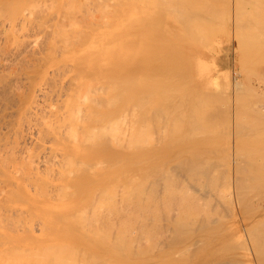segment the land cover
Listing matches in <instances>:
<instances>
[{"label":"bare ground","instance_id":"1","mask_svg":"<svg viewBox=\"0 0 264 264\" xmlns=\"http://www.w3.org/2000/svg\"><path fill=\"white\" fill-rule=\"evenodd\" d=\"M10 1V0H9ZM8 1V2H9ZM12 1V0H11ZM17 1V0H16ZM18 1H22V0H18ZM18 1H17V3H18ZM24 1V0H23ZM55 2H56V0H54ZM66 1V0H65ZM72 1V2H71ZM67 0L66 2H65V4H63L62 3V7L64 8V9H62L63 10V12H64V14H63V16L66 14L67 16H69V13L71 12V11H73V12H71L72 14H74L75 12V8H76V10L78 9V11L80 10V14L82 13V15L80 16L78 13V11H76V12H78V13H75L74 14V16H69V17H71L70 19L66 16V17H61V15H59V12H57V11H59V9L58 10H56V12L58 13V15L59 16H57V17H61V18H56L55 19V21H53L54 23V28H52V34H50L51 35V37L50 36H48L49 38V40L47 41V38L46 37H44V35H43V37H42V39H43V42L45 43V46L43 47L41 44H40V42L38 41H36L37 40V38L38 39H40V36L39 37H37L36 38V35H34V34H40L41 35V31L39 30V29H37V31L38 32H41V33H32L33 35H31V36H35L34 38H36L34 41L35 42H37V43H39L41 46H38V48H37V46H35V44L36 43H33L31 40V38H33V37H28L27 39H31V40H29V42L31 43H33L32 45L29 43V42H26L27 44H25L23 47H19V43H18V46H14L13 48L15 49V50H13V51H10L11 50V48L9 47V49H7V53H9V52H11L10 54H12V55H10V56H12L13 57V61H14V59H15V63H16V59H17V61L19 62H21L23 65H24V68H25V65H27L26 67L28 68V67H31L30 69L28 68V70H30V71H28V72H26V70H27V68H23V66H21V68H22V70L24 69L25 70V74H24V80L26 79V81H27V86H26V89L24 90H22V91H20V89L18 90V89H16V87H15V83L17 82V80H16V78L15 79H13V80H16V82L13 84L12 83V79H11V81H10V86H9V84H8V86H7V84L5 85H3V83L2 82H4V83H6L7 82V80H8V82H9V79H7L9 76H7V74L5 75V74H1L0 73V100L2 99L3 100V102L6 104V107H7V104L9 103V101H14V103L16 102V104H15V111H14V113H15V115L17 116L16 118H17V123L19 124H17L18 126H19V129H16V130H18L16 133L17 134H19V137L21 138L22 136H24V138L22 137L21 139H23V142H25L24 141V139L26 140V139H28V140H30V142H32L31 144L33 145V144H35V146L34 147H36L39 151H38V153L36 154V150H35V154H36V156H32V154L34 153V152H30V150H29V153L30 154H28V157H26L27 155H25L26 153H28L27 152V150L29 149V148H27V146H29L28 144H24V147L22 146V148H21V146H19L20 147V149L19 150H17V151H19L20 152V154H19V152H17V154H16V156L17 155H19V157H17V159H16V156H15V153L16 152H14V150H16V149H14V146H12L13 147V150H11L12 148L10 147V150L13 152V154L10 152H8L9 150H6L5 152L3 151V149L4 148H7V147H9V146H6L5 145V147L4 148H2L1 150L5 153V154H8L9 156H10V154H12L11 155V157L12 156H14V157H12V161H13V158H14V162H12L11 163V158H9V156L8 155H6V156H1V154H2V151H1V154H0V156L2 157V158H0V181L1 182H5V183H7L12 189H14L13 190V194H12V189L9 191V195H8V192L6 191V193L5 194H7L6 196H8V197H6L7 199H2V201H5L4 203H0V212L2 211L1 210V208H3V207H5L3 210H7L6 212H5V214L7 213H9V215H4V213H0V218H2V219H5L6 220V222L7 223H9V222H11V220H12V224L10 223V224H3L4 222H3V220L1 221L2 223H0V227H3V229L1 230V233H0V236H2L3 238H1L0 237V240H1V244H0V252H9V254H10V252H14V254H15V256H16V258L18 259V260H16L15 259V257L14 258H10V256H13V254L11 253L10 254V256H9V254L8 253H6V254H8V256H9V258H8V256L6 257V255L4 256V255H2V253H0V259L1 258H3L4 259V261L2 260V262H6V259L8 258V259H10V260H12V262L10 261V260H8V262L7 263H5V264H16L17 262H19L20 264L23 262V260H27V263H23V264H30V263H28V261H31L29 258H27V255L26 256H24L23 254H16V253H19L18 251V249H21L20 250V253H21V251H23V252H25L24 250H26V253L28 254V252H27V250H36V249H38L39 250V248H42L43 250H41V252L39 253L38 252V250H36L35 251V253H36V255H37V252H38V254H41L40 255V260L39 261H37V260H34V261H36L37 263L39 262L40 264H42L40 261H42V259L43 260H46V261H44L43 263L44 264H82V262H86L85 264H101L104 260L106 261V258H104V254L106 253V252H108V251H110L111 250V248L113 249V247H118V249L120 248H122L121 249V252L120 251H117V252H119V253H123L124 252V249H125V251H127V252H130V245L132 244V242L129 244V240H127V235L130 233V229L128 228L129 227V225H130V222H129V218H128V220H125V222H126V224H127V221H128V223H129V225L127 224L126 226H123L124 224H121L120 222L121 221H123V220H121L120 222L118 221V218L119 217H121L120 215H121V213H120V215L117 217L114 213H118L119 214V211L121 210L120 208H121V206H119L120 208H117L116 207V205L115 204H117V203H119L118 201L116 202V192L118 193V191H117V187H119L118 188V190L120 189V186H122V185H127V184H129V183H131V181H132V184H133V188H134V191L133 190H131V192L133 191V196L132 197H134L133 198V200L135 199V201H137L138 203H142V201L144 202V201H146V200H148V198H149V203H151V204H153L154 205V209L152 208V205L151 204H149V209H150V207H151V212L154 214V212L156 213V211H155V209H156V207H158V202H161L163 199H164V197L166 198V197H168V198H176V195L178 194V191H180L181 193H182V195L183 194H188L187 193V190H188V182H192L193 180H195V181H193L194 182V184H195V182H196V180H197V182L200 184V182L198 181V179L200 178V180H202L201 178L203 177L204 178V180L206 179L207 181L206 182H210V181H212L213 182V184L216 182V179L219 181L220 180V178H219V175H217V173L216 172H218V167H219V165H220V163L221 162H227V163H224V164H226V168H227V171H226V169L224 168V171L225 172H227V174H225V173H223L224 175H226V177H223L222 175H220V176H222L223 178H225V179H222V180H225L226 181V183H225V190H226V188H228L229 190V193H230V196L228 195L227 197H230L231 198V200H229V201H231L230 203H232V206H233V211H234V213H235V207H236V205L240 202L241 203V201H239V199L240 200H242V197L244 196V194H249V190H252L253 191V194H254V192L255 191H257V190H255L254 191V189H256L255 187H257V189L259 190V188H260V186H261V184L263 185V181H264V166H261V164L262 163H260L259 165H258V163H259V161H256V155H255V157H254V155L253 154H251L255 159L253 160V159H251L252 157H251V155H249L248 153H251L250 152V150L251 151H259L261 148H263L264 149V147H262V145H261V143L262 142H264V136L262 135V132L264 133V109H263V107L264 106H260V108H255V109H253L251 106H252V104H250L251 106H249L248 104H245V102H244V105H243V95L245 94L246 95V98H249L250 96H251V94H253V93H257L258 94V96H259V93H260V95H261V97H263L262 95L263 94H261L262 93V91L261 92H257L256 90H257V87H258V84L256 85V83H255V85L256 86H254V84L252 85L251 84V81H249L248 79H251V78H249L248 76H250L251 74V68L250 67H252L253 65H255V64H253V61L255 60H253L252 61V63H251V60H252V58H254V56H252V55H254L255 54V58L257 59V57H256V54L257 55H263L262 56V59L264 58V31H263V33H262V31L261 30H264L263 28L262 29H259L260 28V26H261V23L263 22V18H264V15L263 14H260L261 16L259 17V15H258V13H262L260 10L262 9V11H263V9H264V4H263V1L262 0H260V2H262L261 4H262V6L263 7H261V4H259L260 2H257V1H259V0H252V1H250V0H248V2L246 1V0H241L242 2H240L239 0H228V5H226V4H224V1L222 2V5H226V10H228V6H229V13L227 14L228 15V18H229V20H228V18L226 19V12H224L223 14L224 15H226V16H221L222 18V21L224 20V17H225V20H227V23H228V21H229V37H227V41H226V39H224V37L223 36H221V37H219L218 38V40L216 41V42H213L214 44V47H212V40L211 39H209V35H210V33L209 32H211L212 34H213V32L212 31H214V33H215V30H213L212 28H215L216 29V32H219V29H218V24H221L220 22H221V20H218L217 22H219L218 24H216L217 22H214V19H216V18H218V19H220V12L222 11H226V10H221L220 9V7H219V9L220 10H214V7L215 6H217L216 4H218L217 2H216V4H215V1L216 0H213V1H206V0H204L203 2H202V5H201V1L202 0H200V5H196L195 6V3H193L194 2V0H192V3L191 4H189V1H191V0H189V1H187V0H158V2L159 1H161L160 3H158V2H156L158 5L160 4V5H163V3H164V5L163 6H165V7H167V9L168 10H166L165 8H163V9H165L164 10V12L162 11V7L161 8H159V6L157 7L158 9H161V10H158V9H156V11L158 12V14L156 15L154 12H152V13H154V16L155 17H149V18H157V19H162V17H164L165 18V15H163V14H165V12L166 11H168L167 13H169V14H171L172 13V15L174 14V17H172V19L170 18V20H171V22L169 21V25H168V27L170 26V29H172L171 27H177L178 26V24L180 25V23L181 24H187V25H190V26H184V28H190V29H193V30H191V32H195V33H193L194 35L196 34L197 36H195V38H198V40H202V38L204 37V38H207V40L209 39V41L211 40V47L213 48L211 51L210 50H201L200 48H198L197 47V50H198V52H197V54H196V56H195V59L194 60H192L193 61V65H194V70L193 71H195L196 72V75H198L199 76V80H198V82H194V83H192V84H195L194 85V87L192 88V89H194L193 91H195V93H193L191 90H189V89H191V88H189V87H187L186 85H187V83L189 84L190 82L188 81H186V82H184L183 83V81H181L183 78V80L185 81V78H186V76L187 77H189L188 76V74H189V71H190V69H192L193 68V65H192V63H189V61L190 60H188L187 58H189L190 57V53L187 55V57H183V59H187L186 61L188 62V64H189V66H191L192 65V68H187V69H183V71L182 70H180L179 71V69H178V67H177V65H178V62L180 61V62H182L183 60H180V59H177V58H179V57H181L180 55H177V53H176V55L178 56L176 59H175V57H172V58H174V59H167V57H166V60H162V58H164L166 55H165V51L167 52V50L166 49H168L169 48V51H168V53L167 54H169V52H170V48H172V47H174L173 45H171V46H169L168 47V44H167V48L165 49L164 48V55L163 54H161V56L163 55L164 57H162L161 58V61L159 60L158 62H157V64H155V63H153L154 61H153V58H150L149 57V59H147V61H153L152 63H150L148 66L149 67H145L144 66V64L143 63H139L138 61L137 62H134L133 61V63H125V61H122L123 63H125V64H128V65H126V69H125V72L124 71H122V73H119L117 76H115L116 74H117V72H118V70H117V66L121 63V61H117V63H115V64H113L112 63V61H109V63L108 64H106V66H105V64L103 65L102 64V66H105V67H102V66H100V68H99V66H97V63L99 64V62L101 63V59H99L98 60V58H97V60L99 61V62H97V60H96V58L95 57H93V54H96L95 56H98V55H100V54H98L97 55V53H99V51L97 52L96 51V49H95V51H96V53H93V48H100V49H102V50H104L105 49V47H106V45H107V48H108V44H106L105 45V42H103V46L105 45V47H104V49H103V47H102V45H101V43L99 44L98 42L95 44V46L92 48V51H91V48H89L90 46L89 45H91L92 44V41L94 40H92L91 41V44H89V43H87L86 41H88V38L90 37H87L86 39H85V42H84V45L81 43V39L83 40V38H81V34L82 33H85V30H84V32L82 31L81 32V28H83L84 27V25H83V27H81V25H82V23L80 22V20L82 21V19L81 18H83V15H84V18H86V15H85V12L86 11H88L89 13L87 14V12H86V14H87V19L88 20H90V18H91V20H92V17L93 16H89V14L90 15H92V14H94V13H98L99 11H100V9L99 8H101V3H100V0H99V2L97 1V2H95V3H92V2H94V0H92L90 3H89V1L88 0H79V3L77 4V7L76 6H74L75 4H74V2H76V0ZM74 1V2H73ZM80 1H81V3H80ZM83 1H88L87 3H83ZM106 1V0H105ZM110 1H112V0H110ZM123 2H125L124 0H122ZM131 1V0H130ZM136 1V0H135ZM135 1H132V2H135ZM140 0H138V2H139ZM142 2H143V0H141ZM146 1V3L145 4H147V5H143V3L141 4H139L140 5V7L143 5V7L144 6H147V7H144V9H143V7H142V9L139 7H137L138 9H140V10H142V12H139V13H146V11L144 12V10L145 9H147L148 8V3L149 2H147V1H149V0H145ZM217 1H220V0H217ZM222 1V0H221ZM225 1H227V0H225ZM243 1H244V3H248L249 5H251V2H252V5H254L253 4V2H255V5H256V2H257V4L260 6H258L259 8H260V10L258 11V10H256L257 9V7L256 8H253V6H252V9L253 10H251V7H250V9L248 10V11H253V13L251 14V12H248L247 10H246V8L245 7H248L249 5H247V4H244L243 3ZM249 1H250V3H249ZM6 1H4V3L3 2H0V3H2V4H4V5H0V8L2 7L3 8V6H4V9H3V12H7V13H11L12 12V10L14 9H12V10H10L11 9V6H12V4L10 5L8 2V4H9V6L10 7H8V4H6L5 3ZM34 2H36L35 0H34ZM38 2H40L41 3V5H42V2L41 1H38ZM37 2V3H38ZM48 2V1H47ZM55 2H53V5L52 6H54V3ZM68 2V4L70 5V7L69 6H67L68 4H66ZM71 2V3H70ZM101 2L102 3H104L102 0H101ZM107 2V1H106ZM117 2V1H116ZM153 2H155L154 0H153ZM197 2H199V1H197L196 0V4H198ZM210 2H212V3H214V4H211V5H213L214 7H212L211 5H210ZM14 3V2H13ZM30 3H32L33 4V2H31L30 1ZM37 3H34L33 4V6H37L38 8H39V6H38V4ZM46 3V2H45ZM50 3V2H49ZM49 3H47V6L48 5H50ZM85 4L84 6H85V8H87L86 7V5L88 6V4H90L91 6L94 4V6H90L89 5V7L87 8V9H85L86 11H84V9H83V11H81V9L82 8H84V6H83V4ZM99 4V5H101L99 8H97L98 7V5L97 4ZM109 3L110 2H107L106 4H108L109 5ZM114 3H115V1H114ZM125 3H127V0H126V2ZM136 3V2H135ZM221 3V2H220ZM219 3V4H220ZM28 4H29V2H28ZM72 4H73V6H72ZM81 4H82V7H81ZM97 6H96V5ZM105 4V5H106ZM128 5H129V1H128V3H127ZM134 4V3H133ZM150 4H152V2L150 3ZM241 4V5H240ZM30 6H32L31 4H29ZM40 5V4H39ZM79 5H80V7H79ZM105 5H103V7L105 6ZM108 5H107V7H108ZM111 5V4H110ZM112 5H114L113 3H112ZM120 5H122V4H120ZM125 5V4H124ZM138 5V6H139ZM221 4H220V6H222ZM244 5H247V6H245L244 7ZM7 6V7H6ZM17 6V5H16ZM25 6H28V5H25ZM43 6V5H42ZM41 6V7H42ZM45 6V5H44ZM115 6H116V4H115ZM131 6V5H130ZM134 7V12H138V11H136V5L134 4L133 5ZM152 6V5H151ZM191 6V7H190ZM219 6V5H218ZM240 6V7H239ZM241 6H243V7H241ZM50 7H51V5H50ZM49 6H48V8H50ZM57 7H59V6H57ZM65 7H69V8H67V10L65 9ZM79 7V8H78ZM94 7L95 8H97V12H94L93 10V13H92V11H91V13H90V11L89 10H91V9H89V8H93L94 9ZM102 7V8H103ZM112 7V6H111ZM105 8V10L103 9V11L101 12L100 11V14H102V13H104V11L106 12V9H108L109 11H110V9H112V8ZM119 7V9L121 8L120 6H118ZM225 6H222V8H224ZM8 8V11L6 10V11H4L5 9H7ZM33 8V7H32ZM31 8V10H33L34 8L36 9V7H34L33 9ZM37 8V9H38ZM45 8V7H44ZM60 8V7H59ZM132 8V9H133ZM149 8H151V7H149ZM217 8V7H216ZM243 10H242V9ZM17 9V8H16ZM24 10L23 11H25V10H27L26 8H23ZM29 9V8H28ZM41 9V8H40ZM52 9V8H51ZM54 9V8H53ZM68 9L70 10V11H68ZM74 9V10H73ZM115 9V8H114ZM118 9V8H117ZM152 9V8H151ZM151 9H149V10H151ZM2 10V9H1ZM0 10V15H2L1 13H2V11ZM39 10V9H38ZM47 11L48 12V10L45 8L44 9V11ZM102 10V9H101ZM113 10V9H112ZM111 10V11H112ZM116 10V9H115ZM128 10H129V6H128ZM131 10V9H130ZM129 10V11H130ZM149 10H147L149 13H150V11ZM242 10V11H241ZM254 10H256L257 11V15L256 14H254V13H256V11L254 12ZM29 11V10H28ZM28 11H27V13H26V15H28L29 13H28ZM35 10H33L32 12H33V15L34 14H36V17L38 18V16L40 17L41 15V13L39 12V14H38V12H34ZM43 11V8H42V13L44 12ZM110 11V12H111ZM122 11V10H121ZM151 11H153V10H151ZM159 11H160V13H162L161 15L162 16H160V18H159ZM14 12V11H13ZM29 12H31V11H29ZM47 12H45V13H43V15H45ZM54 12V13H53ZM53 12H50L49 13V16L50 17H48L47 15L46 16H44L45 18L47 17V19L49 18V19H54V17H55V14H57L55 11H53ZM60 12H61V10H60ZM69 12V13H68ZM108 12V11H107ZM113 12V11H112ZM112 12H111V14H109V15H112ZM120 12V11H119ZM133 12V13H134ZM217 12H218V16L216 17L215 16V13H216V15H217ZM240 12H242V13H240ZM246 12V13H245ZM264 12V11H263ZM17 13V12H16ZM25 13H24V15H25ZM53 13V14H52ZM70 13V15H72ZM109 13V12H108ZM108 13H107V15H108ZM114 14H115V12H113ZM121 13H123V12H121ZM127 13V12H126ZM148 13V14H149ZM250 13V15H249V17L247 16V17H244V16H246V15H248ZM38 14V15H37ZM60 14H62V13H60ZM104 14H106V13H104ZM103 14V15H104ZM120 14V13H119ZM245 14V15H244ZM4 15H6L5 13H4ZM4 15H2L1 17H3V18H5L4 17ZM16 15V14H15ZM32 15V14H31ZM31 15H28L29 17L31 16ZM33 15H32V17H30V19L31 18H34L33 17ZM77 15H79V16H77ZM129 15H130V13H129ZM135 15V14H134ZM136 15H138V14H136ZM145 15V14H144ZM152 16V14L150 13L149 14V16ZM221 15H222V13H221ZM253 15V17L255 18V19H253V17H251ZM255 15V16H254ZM20 16V15H19ZM35 16V15H34ZM52 16V17H51ZM54 16V17H53ZM76 16L79 18H76ZM95 16H97V14L95 15ZM106 15H104V17H105ZM126 16V14H124L123 15V17L122 18H124ZM128 16V15H127ZM141 16H143V14H141ZM147 15H145V17H146ZM171 16V15H170ZM242 16V17H241ZM18 17V16H17ZM25 17V16H24ZM35 17V18H36ZM44 17H41L42 19L44 18ZM98 17H100L99 15H98ZM97 17V18H98ZM101 17H103V16H101ZM109 17V16H108ZM108 17H106V18H108ZM117 17H119L120 19H121V17L120 16H117ZM116 17V18H117ZM136 17V16H135ZM259 17V18H258ZM11 18H12V15H10V17H8V19L9 20H7L8 22V24L7 23H5L4 22V20L5 19H3V22H1L0 21V23H5L6 25H7V27H6V25L5 24H1V26H3V29L5 28V29H7V32L5 31L4 33L6 34L7 33V35L11 32L12 33V30L13 29H18L16 26H15V22H13V20L12 21H10L11 20ZM35 18L33 19V20H35ZM41 18H39V20L41 19ZM65 18V19H64ZM105 18V19H106ZM110 18L111 19H113V18H115V16H110L108 19H107V23L109 22V20H110ZM115 18V19H116ZM127 18V17H126ZM125 18V19H126ZM142 18V17H141ZM148 18V19H149ZM245 18H246V20H245ZM251 18V19H250ZM17 19V18H16ZM25 19H26V17H25ZM30 19L28 18L27 20H28V22H30L31 23V21H30ZM42 19H41V21H42ZM47 19H43V21L44 20H46L47 21ZM66 19L68 20V21H66ZM96 19V18H95ZM95 19H93L94 21H95ZM100 19H103V18H100ZM120 19H118L119 20V22H121V23H119V24H124V23H122V21H123V19H121V21H120ZM138 19H140L139 18V16H138ZM241 19H242V21H241ZM243 19H244V21H243ZM248 19H250L249 21H247ZM257 19L259 20V21H257ZM262 19V20H261ZM38 20V19H37ZM37 20L36 21H34L38 26L40 25V23H38L39 22V20H38V22H37ZM64 20H65V22H64ZM93 20L91 21V22H93ZM117 20V19H116ZM116 20H114L115 22H116ZM140 20H145V19H140ZM139 20V21H140ZM146 20H147V17H146ZM145 20V21H146ZM150 20V19H149ZM148 20V22H149V25H148V22H147V24L146 23H144V24H146L147 26H150V24L152 25V26H154V25H157V23H159V21L160 20H156L155 19V22H150ZM168 20V19H167ZM217 20V19H216ZM252 20H255V21H252ZM42 21V22H43ZM46 21H44L45 23H46ZM51 21V20H50ZM83 21H85L84 19H83ZM100 21V23L102 22L101 20H99ZM126 21H127V19H126ZM136 21H138V20H136ZM158 21V22H157ZM257 21V22H256ZM262 21V22H261ZM19 22V21H18ZM22 22V21H21ZM20 22V23H21ZM26 21H24V23H25ZM70 22V23H69ZM79 22H80V24H79ZM87 22V21H86ZM103 24L104 25H107V24H105V22H106V20L104 21L103 20ZM112 22H113V20H112ZM123 22H125V20L123 21ZM163 22H164V20H163ZM248 22V23H247ZM251 22H252V24H251ZM254 22L256 23V26H257V23L260 25H258L257 27H255L254 25ZM29 23V24H30ZM50 23V22H49ZM49 23H47V25H51L52 26V21H51V23L49 24ZM66 23H68V25L66 24ZM97 23V22H96ZM96 23H93V24H96ZM99 23V22H98ZM140 23H143L142 21H140ZM153 23V24H152ZM156 23V24H155ZM213 23V24H212ZM244 23H245V25H244ZM17 24V23H16ZM33 24V21H32V23H31V25ZM84 24V23H83ZM88 24V23H87ZM90 24V23H89ZM117 24V23H116ZM115 24V27H117L118 28V25L119 24H117L116 25ZM134 26H133V28H136V25L138 24H136L135 23V20H134ZM163 24V23H162ZM168 24V23H167ZM211 24L213 25V27H211ZM214 24H216V26L217 27H215L214 26ZM225 24H226V21H223L222 22V25H224L225 26ZM249 24H251V25H249ZM19 25V24H18ZM17 25V26H18ZM27 25H28V23H27ZM37 25H35V26H37ZM43 25H44V23H43ZM67 25V26H66ZM92 25V24H91ZM99 26H92L91 28H90V30H92L91 32H92V34L93 35H95V34H97V33H99V27L101 26V28H102V26L103 25H100V24H98ZM110 25L111 24H109V29L111 28L110 27ZM120 25V26H121ZM126 25H128V22H127V24ZM247 25V26H246ZM248 25L250 26L249 28H248ZM263 25H264V23H263ZM262 25V26H263ZM0 26V27H1ZM29 26V25H28ZM42 25H40L39 27H40V29L42 28L41 27ZM52 26V27H53ZM87 26L88 25H86L84 28L86 29L87 28ZM112 26L114 27V24H112ZM119 26V27H120ZM142 26H144L143 24L140 26V27H142ZM152 26H150V27H152ZM165 26H166V24H165ZM180 26H182V25H180ZM179 26V27H180ZM228 26V25H227ZM251 26H252V28H251ZM254 26V27H253ZM22 27V26H21ZM21 27H19V29L21 28ZM23 27L25 28V29H23ZM23 27H22V29L23 30H27V31H30V29H26V25H23ZM38 27V28H39ZM43 27H45V25L43 26ZM67 27V28H66ZM69 27V28H68ZM89 27V26H88ZM104 27H106L107 28V26H103V28ZM127 27V26H126ZM125 27V28H126ZM138 28H140L139 27V25L137 26ZM162 27V26H161ZM193 27V28H192ZM208 27H211V29H212V31L211 30H209V28ZM220 27H221V25H220ZM264 27V26H263ZM27 28H29V27H27ZM34 28V27H33ZM32 28V29H33ZM48 28H50L51 29V27H49L48 26ZM106 28H105V30H106ZM163 28V27H162ZM178 28V27H177ZM177 28H175V29H177ZM182 28V27H181ZM195 28V29H194ZM204 28H208L207 29V34H205L204 33V31H206V29H204ZM245 28H246V30H245ZM252 29V30H248V29ZM4 29V30H5ZM43 29V28H42ZM50 29H48V30H50ZM88 29V31H86V33L88 32L89 33V28H87ZM86 29V30H87ZM112 29V28H111ZM110 29V30H111ZM144 29V28H143ZM166 29V28H165ZM164 29V30H165ZM190 29H189V32H190ZM199 31V32H197V30ZM203 29V30H202ZM222 29V28H221ZM223 29H225V28H223ZM222 29V30H223ZM11 30V31H10ZM21 30V29H20ZM20 30H18V32H20ZM23 30H21V31H23ZM35 30V29H34ZM47 30V29H46ZM47 30V31H48ZM104 30V29H103ZM110 30H108L109 32H110ZM118 30V29H117ZM121 30H124V29H121ZM135 30V29H134ZM139 30V29H138ZM161 30H163V29H161ZM163 30V31H164ZM166 30H168V29H166ZM165 30V31H166ZM177 30H179V29H177ZM218 30V31H217ZM222 30H220V31H222ZM243 30V31H242ZM254 30H256V31H254ZM257 30H259V32L257 31ZM8 31H10L9 33H8ZM17 31V30H16ZM15 31V32H16ZM25 31H23V32H20V33H24ZM33 31V30H32ZM44 31V30H43ZM107 31V30H106ZM114 30L112 29V32H110V34L111 33H115V32H113ZM136 31V30H135ZM144 31H146V30H144ZM153 31V30H152ZM159 31V30H158ZM170 31V30H169ZM180 31V30H179ZM186 31H188V30H186ZM228 31V30H227ZM245 31H247V32H245ZM2 32V29L0 28V42H1V38H2V34H3V32ZM14 32V31H13ZM50 32V31H49ZM123 32V31H122ZM127 32V31H126ZM141 32H143V31H141ZM146 32H149V31H146ZM153 32H155V31H153ZM172 32V31H171ZM190 32V33H191ZM203 32V33H202ZM224 32L227 34L228 32H226L225 30H224ZM242 33V36H243V34H244V32L246 33V34H244L245 36H243V37H241L240 35H241V33ZM256 32H258V34H262L261 35V41L259 40V38H258V36H257V33ZM19 33V34H20ZM28 33V32H27ZM30 33V34H31ZM43 33H47L46 31L45 32H43ZM42 33V34H43ZM55 33H56V35H55ZM87 33V34H88ZM100 33H102L103 35L104 34H107L108 35V32L107 33H105V32H100ZM98 34V35H100L101 36V34ZM117 33H121V32H117ZM124 33V35H125V32H123ZM140 33V32H139ZM144 34H145V32H143ZM156 33H157V30H156ZM163 33H165V32H163ZM185 33H187V35H188V32H184V34ZM209 33V34H208ZM19 34H17V36L19 35ZM29 34V33H28ZM91 34V33H90ZM122 34V33H121ZM154 34V33H153ZM152 34V35H153ZM166 34H169V33H166ZM175 34V33H174ZM179 34V33H178ZM216 34V33H215ZM218 34H220V33H218ZM11 35H13V34H10L9 35V37H11ZM25 35H26V33H25ZM86 35V34H85ZM102 35V36H103ZM107 35H105L104 37L105 38H107ZM111 35H113V34H111ZM133 35H135V34H133ZM138 35V34H137ZM151 35V37H150V35H148V37L149 38H151V39H153V40H155L156 41V35L160 38L161 37V39H164V37L162 38V36H164V34L162 35V36H160L159 34H154L153 36ZM190 35V34H189ZM199 35H201V39H199L200 38V36ZM248 37H247V36ZM4 37L6 36V35H3ZM15 36V35H14ZM13 36V37H14ZM27 36V35H26ZM26 36H25V39H26ZM38 36V35H37ZM42 36V35H41ZM46 36V35H45ZM87 36V35H86ZM85 36V37H86ZM92 36V35H91ZM99 36V42L101 41L100 40V37ZM114 36V35H113ZM118 36H121V35H119L118 34ZM117 36V37H118ZM126 36V35H125ZM130 36V35H129ZM139 36H140V34H139ZM175 36V35H174ZM191 36V35H190ZM199 36V37H198ZM219 36V35H218ZM235 37L236 38V42L238 43H236L238 46L239 45H241L242 46V48L243 47H245L246 49H247V52H245L244 53V51H245V49H244V51H243V49L242 48H240L239 47V50L241 49L242 51H243V53L244 54H246V53H248V52H250V50H248V49H251V52H250V54H249V56H248V58H246L247 60H246V62H245V55L244 54H239V57L240 58H242L243 56H245L243 59H242V63L241 64H243V65H245V67L247 66V68H249V69H247V68H245V69H247L246 70V72H245V69L243 70V69H241V72H240V69L238 70V72H240L241 74H244V73H242V70L245 72V73H247V72H249L250 71V73H248V74H250V75H245V77H244V75H243V78H241V80L242 81H240L241 83L245 80L246 81V85L249 83L251 86L249 87V88H247L248 87V85H247V87H246V85L245 84H243L242 83V86H241V88L239 89V90H237V88H236V90L234 89L233 91L231 90V88H230V90L232 91V94H228L230 97H229V100L228 101H230V99H231V102H229V103H231V104H228L229 105V108H228V106H225V107H227L226 109H228L229 110V114H226L228 117H226L227 119L226 120H229V121H225L226 123H227V126H228V136H227V143H223V144H226V146H227V150L225 149L224 150V148H226L224 145H223V147L224 148H222L221 149V147H220V149H221V151H222V153H223V150L224 151H226V156L224 155V156H222L223 158H225V160H223V158H221L220 159V157L219 158H217V155H219V153H220V149H219V146L217 147H215L214 146V144H217V142H216V140L214 139V137H217V131H218V129L216 128V127H214V125H216V124H218V123H214V122H216L217 121V119H216V117L215 116H217L216 114H215V116H213V115H210L209 116V119L206 121V122H204L202 119H203V115H204V112H205V110H204V101H205V99L203 98V96H202V94H201V89H208L209 87H210V85H212V84H214V78H213V74L216 72V71H219V70H221V68L222 67H225V66H227V63H228V47H229V44H230V39L232 38V37ZM257 36V37H256ZM23 37V36H22ZM94 37V36H93ZM92 37V38H93ZM110 37V35L108 36V38ZM122 37V36H121ZM121 37H119V38H121ZM128 37V36H127ZM153 37V38H152ZM155 37V38H154ZM184 38H186L185 37V35L183 36ZM182 37V38H183ZM211 37V36H210ZM212 37H214V36H212ZM216 37H217V35H216ZM246 37V38H245ZM6 39H8L7 38V36L5 37ZM12 38V37H11ZM44 38H46V40L44 41ZM51 38V39H50ZM107 38V39H108ZM111 38V37H110ZM129 38V37H128ZM134 38H135V36H134ZM137 38V37H136ZM135 38V39H136ZM157 39V40H160V39ZM166 38V40H167V37H165ZM189 38V37H188ZM187 38V39H188ZM203 38V40L202 41H207L206 39H204ZM242 38L244 39V40H242ZM15 39H17V37L15 38L14 37V39L13 40H15ZM24 39V38H23ZM95 39H97V37H96V35H95ZM97 39V40H98ZM101 39H103L104 40V38H101ZM123 39V38H122ZM125 39V38H124ZM132 39V38H131ZM173 39V38H172ZM180 39V38H179ZM186 39V40H187ZM191 39H194V38H192L191 37ZM238 39V40H237ZM246 39V40H245ZM9 40V42L10 41H12V40H10V39H8ZM102 40V41H103ZM142 40H143V38H142ZM141 40V41H142ZM176 40V39H175ZM181 40H183V39H181ZM195 40V39H194ZM216 40V39H215ZM214 40V41H215ZM233 40V39H232ZM6 41V40H5ZM20 40H18V42H19ZM28 41V40H27ZM89 41H90V38H89ZM108 41L109 42H112V39L111 40H109L108 39ZM124 41H126V40H124ZM123 41V42H124ZM152 41V40H151ZM161 41H163V40H161ZM165 41V40H164ZM178 41V40H177ZM184 41H185V39H184ZM188 41H189V39H188ZM240 41H242V42H240ZM247 41V42H246ZM4 42V41H3ZM47 42V43H46ZM96 42V40H94L93 41V43H95ZM115 42V41H114ZM130 42V41H129ZM128 42V43H129ZM137 42H139L138 40H137ZM145 43H146V45H148V44H151V42L149 41V43L147 42V41H144ZM143 42V43H144ZM165 42H168V41H165ZM163 43L164 45L166 44V43ZM171 42V41H170ZM185 42H187V41H185ZM194 42V41H193ZM14 43V42H13ZM24 43H25V41H24ZM24 43H21V44H24ZM41 43H42V41H41ZM78 43H80V44H82V46H85V43L89 46V47H87V45H86V47H83L82 49H85L84 50V52H86V53H84L83 51H81V47H77L78 46ZM108 43V42H107ZM148 43V44H147ZM152 43H154V42H152ZM156 43H159L160 44V42H156ZM190 43V42H189ZM203 43L204 42H202V45H203ZM241 43V44H240ZM15 44H16V42H15ZM20 44V45H21ZM75 44H77V46L75 45ZM99 44V45H98ZM111 43H109V45H110ZM118 44H120L119 42H118ZM158 44V45H159ZM180 44V43H179ZM179 44H178V46H179ZM187 44V43H186ZM205 44V43H204ZM244 46H243V45ZM3 45V44H2ZM10 45V44H9ZM101 45V46H100ZM124 45H127V44H124ZM152 45V44H151ZM151 45H149L150 47H148L149 49L152 47V46H155V48H157V46L158 45H155V43L151 46ZM181 45V44H180ZM184 45V44H183ZM201 45V46H202ZM11 46H13L12 45V43H11ZM92 46V45H91ZM99 46V47H98ZM111 46V45H110ZM109 46V47H110ZM130 46V45H129ZM129 46H128V48H129ZM161 46H163V45H160V47ZM190 45H188V47H189ZM0 47H1V44H0ZM102 47V48H101ZM114 47V46H113ZM117 47H118V45H117ZM125 47V46H124ZM123 47V48H124ZM133 47V46H132ZM135 47V46H134ZM139 47V46H138ZM138 47H137V49H138ZM145 47V46H144ZM147 47V46H146ZM159 47V46H158ZM159 47V48H160ZM164 47V46H163ZM231 47H232V45H231ZM230 47V48H231ZM248 47V48H247ZM141 48V47H140ZM154 48V47H153ZM153 48H151V49H153ZM177 49H178V47H176ZM190 48V47H189ZM5 49V50H6ZM42 49L44 50V55H46L47 57H44V55H43V53H42ZM113 49H115V48H113ZM130 49H132V48H130ZM134 49V48H133ZM177 49H174V50H177ZM205 49V48H204ZM3 50H4V48H3ZM108 50V52H109V49H107ZM111 50V49H110ZM116 50V49H115ZM117 50H118V48H117ZM134 50H136V49H134ZM181 50L182 49H180V53H182L181 52ZM187 50H188V48H187ZM191 50V49H190ZM189 50V51H190ZM202 52H201V51ZM232 50V49H231ZM94 51V52H95ZM157 51V50H156ZM173 51V50H172ZM189 51H187L186 53H188ZM233 51V50H232ZM231 51V52H232ZM235 51V50H234ZM4 52V51H3ZM6 52V51H5ZM35 52H39V53H42V55L40 56V54H39V57L37 56V58H35L36 56L34 55L35 54ZM81 52H83L82 54L84 55V54H86V55H88V54H90L91 55V57H92V59L94 58L95 60H90L91 58H90V55L89 56H87V59H86V55H84V56H82L81 57ZM88 52H92V53H88ZM100 52H101V50H100ZM104 52H105V50H104ZM103 52V53H104ZM121 52V51H120ZM149 52H151V51H149ZM154 52V51H153ZM158 52V51H157ZM176 52V51H175ZM177 52H178V50H177ZM88 53V54H87ZM130 53V52H129ZM143 53V52H142ZM146 53V52H145ZM159 53H162V51L160 52L159 51ZM105 54V53H104ZM109 53H107V55H108ZM114 54H115V52H114ZM132 54V53H131ZM155 54H157V53H155ZM154 54V55H155ZM172 54V53H171ZM29 55H31V57L29 56ZM101 55H103V54H101ZM100 55V56H101ZM140 55V54H139ZM170 55V54H169ZM182 55V54H181ZM184 55H186V54H184ZM240 55H242V56H240ZM4 56V55H3ZM9 56V57H10ZM32 56H35L34 57V59H32ZM104 56V55H103ZM142 56V55H141ZM140 56V57H141ZM148 56V55H147ZM151 56H152V54H151ZM159 56V55H158ZM160 56V57H161ZM172 56V55H171ZM175 56V55H174ZM250 56H252V57H250ZM258 56V57H259ZM8 57V56H7ZM6 56H5V58H7ZM9 57H8V60L7 61H9ZM59 57V58H58ZM112 57V56H111ZM110 57V58H111ZM129 57V56H128ZM160 57H159V59H160ZM170 57V56H169ZM231 57V56H230ZM249 57H250V60H249ZM4 58V57H3ZM2 58V59H3ZM58 58V59H57ZM106 58H107V56H106ZM105 58V59H106ZM112 58H114V57H112ZM118 58V57H117ZM148 58V57H147ZM155 58H156V56H155ZM154 58V59H155ZM239 58V59H240ZM12 59V58H11ZM10 59V60H11ZM33 61H32V60ZM86 59V60H85ZM104 59V60H105ZM138 59V58H137ZM136 59V60H137ZM158 59V58H157ZM156 59V60H157ZM191 59V58H190ZM259 59H261V56L259 57ZM259 59L257 60V61H259ZM103 59H102V61H104ZM107 60V59H106ZM105 60V61H106ZM109 60V59H108ZM133 60H135V59H133ZM178 60V61H177ZM230 60V59H229ZM241 60V59H240ZM244 60V61H243ZM5 61V60H4ZM7 61H5V62H3V66H4V68L6 67V62ZM12 61V60H11ZM12 61V63H13V65H14V62ZM85 61H86V63H85ZM95 61V62H94ZM114 61V60H113ZM141 61V60H140ZM143 61V60H142ZM145 62H146V59L144 60ZM10 62V61H9ZM8 62V63H9ZM17 62V63H18ZM35 62H39V63H41V64H43V66L40 68V69H38L37 67H33V66H36V64H34ZM107 62V61H106ZM115 62V61H114ZM179 62V63H180ZM185 61H183V63H184ZM186 62V63H187ZM237 62V61H236ZM249 62V63H248ZM12 63H10L11 65H12ZM95 63H96V66H97V68L95 67ZM103 63H105V62H103ZM182 63V64H183ZM246 63V64H245ZM250 63L252 64V65H250ZM262 63V62H261ZM181 64V63H180ZM191 64V65H190ZM248 64V65H247ZM262 64H264V62L262 63ZM261 64V66H263ZM9 65V64H8ZM16 65V64H15ZM54 65H56V68L57 69H54ZM64 65H67V67L68 68H66V66L65 67H63ZM233 65V64H232ZM243 65H241V67L243 68ZM2 66V67H3ZM20 66H19V70H20ZM50 66H52L53 68H49ZM180 66V65H179ZM187 66V65H186ZM231 66V64L229 65V67ZM9 67V69L11 68V71H13V69H17V68H13L12 69V67L11 66H8ZM182 67H184L185 68V66H182ZM188 67V66H187ZM228 67V66H227ZM232 67V66H231ZM234 67V66H233ZM62 68V69H61ZM65 68V71H66V69H67V71H68V73H69V71H70V73L67 75V71H66V73H65V71L63 70ZM236 68V67H235ZM48 69H50L49 70V72L51 71V75H52V77L53 78H51V75L49 74V72H48ZM69 69V70H68ZM227 69V68H226ZM228 69H230V68H228ZM255 69V68H254ZM1 70H4V69H1ZM5 70H6V68H5ZM60 70H62V72L60 71ZM187 70H189V71H187ZM235 70H237V68L235 69ZM7 71V70H6ZM8 71H10V70H8ZM52 71H54V72H58V74H59V72H60V75H61V73H62V78L61 79H57V78H54V74H56V73H54V74H52ZM192 71V70H191ZM227 71V70H226ZM234 71V70H233ZM232 71V72H233ZM16 72V71H15ZM17 72H18V69H17ZM22 72V71H21ZM64 72V73H63ZM131 72V73H130ZM134 72H136V73H140V74H143V72H149V73H151V75H153V77L155 78L154 80H155V85L154 84H152V83H149V88L150 89H152V91L151 90H149V92H147L148 94L147 95H145V97L141 100V98H140V101L138 102V103H136V105H137V111L135 112V121H134V123H133V125H132V127H130L131 128V133L133 134V138H132V140L131 139H127V137H125V134H126V132L127 133H129L128 131H126L127 130V126L125 125V127H126V129H122V128H124V126L122 125V124H126V123H124V121H126V120H122V118H121V120H122V122L123 123H121V120H120V118H119V120H118V122L115 120L116 119V117L117 116H121L125 111H126V108H127V100H128V98H129V96L130 95H132V96H137V92H131V90L129 91V89H132L133 88V86H134V88L133 89H135L136 87H135V85L137 84H135V85H133L132 84V81L133 80H131V77L132 78H137L138 76V74L135 76L134 75ZM220 72V71H219ZM230 72V71H229ZM234 72H236V71H234ZM254 72H255V70H254ZM9 73V72H8ZM12 73V72H11ZM14 73V72H13ZM24 73V72H23ZM133 73V74H132ZM147 73H145V74H147ZM224 73V72H223ZM231 73V72H230ZM58 74H56L57 76H58ZM216 75H217V73H215ZM222 74V73H221ZM237 74H239V73H237ZM252 74L253 75H255V73H253L252 72ZM262 74H263V72H262ZM1 75H5L4 77H2ZM15 75H16V73H15ZM23 75V74H22ZM48 75L50 76L49 78H50V80L52 81V79L55 81V84H56V80L55 79H57L58 81V84H59V86H57L56 88H58L59 87V89H56L54 86H55V84L53 83V82H51V84H53V89H52V91H48L47 90V88H50V90H51V84H49L48 83ZM64 75H66V76H64ZM144 75V74H143ZM141 76L140 77V75H139V77L140 78H142L143 77V79H145V78H147V80H148V78H151L152 76L150 75L149 76V74L148 75H145V76H147V77H145V76ZM218 75H220V74H218ZM231 75V74H230ZM11 76H12V74H11ZM56 76V77H57ZM117 77L118 78V90H120L121 92H118L119 93V95H117L116 94V92H115V85L113 84V82L115 83V77ZM135 76V77H134ZM192 76V78L195 76V73H194V76L193 75H191ZM223 75H221V77H222ZM227 76H228V74H227ZM240 76V75H239ZM59 77H61V76H59ZM64 77V78H63ZM152 77V78H153ZM216 77V76H215ZM231 77H233L232 75H231ZM242 77V76H241ZM248 77V78H247ZM4 78V79H3ZM196 78H197V76H196ZM195 78V79H196ZM217 78V77H216ZM215 78V79H216ZM247 78V79H246ZM5 79H7L6 80V82L4 81ZM21 79V78H20ZM188 79V78H187ZM191 79V78H190ZM218 79V78H217ZM231 79V78H230ZM234 79V78H233ZM3 80V81H2ZM22 80V79H21ZM23 80V81H24ZM48 80V81H47ZM139 80V79H138ZM146 80V79H145ZM153 80V81H154ZM189 80V79H188ZM236 80V81H235ZM234 81H233V83H234V86L233 85H231V86H233L234 88H235V85L237 86V84H238V79H235ZM238 80V81H237ZM252 80V79H251ZM257 79H255V80H253V81H256ZM259 80V79H258ZM262 80V79H261ZM261 80H260V83H261ZM20 81V80H19ZM47 81V82H46ZM153 81H150V82H153ZM178 81L179 82H181L182 84H180L179 85V83H178ZM193 81H196V80H193ZM218 80H215V82H217ZM222 81H223V79H222ZM228 81V80H227ZM230 81V80H229ZM14 82V81H13ZM21 82V81H20ZM41 82H44L42 85H40V83ZM45 82H46V84H45ZM135 82H137V81H135ZM139 82V81H138ZM257 82V81H256ZM47 83L49 84V86L48 87H44L45 85H47ZM178 83V86L181 88L182 86H186V88H189V89H185V88H183L182 87V89L181 90H185V92H186V90L187 91H191L190 92V94H189V92H188V94H187V92H186V94H178V93H176V92H178V91H181V90H178V89H180V88H178V86H175V84H177ZM218 83H219V81H218ZM222 84H224L223 82H221ZM220 83V84H221ZM241 83H239V84H241ZM253 83V82H252ZM45 84V85H44ZM139 84V83H138ZM216 84V83H215ZM214 84V85H215ZM221 84V85H222ZM22 85V84H21ZM51 85V86H50ZM133 85V86H132ZM165 85V86H164ZM219 85V84H218ZM220 85V87H223V86H225V85H223V86H221ZM230 85V84H229ZM262 86L264 85V82H263V84H261ZM162 86H164L165 88L166 87H169L170 89H161L162 88ZM174 86L176 87V88H174ZM193 86V85H192ZM191 85H190V87H192ZM215 86H217V85H215ZM226 86H227V83H226ZM252 86H254L253 88H255V89H253V90H255V92H253V90L252 89H250V88H252ZM19 88L21 87V86H18ZM23 87V86H22ZM238 87H239V85H238ZM244 87H246V88H244ZM15 88V89H14ZM24 88V87H23ZM55 88V89H54ZM216 88H218V87H216ZM82 89V90H81ZM200 91H199V90ZM219 89H222V88H219ZM226 89V88H225ZM244 89V90H243ZM246 89V90H245ZM249 89H250V92H248L249 91ZM263 89V88H262ZM148 90V89H147ZM184 90L182 91V93L184 92ZM240 90H242L243 91V93H242V91H240ZM248 90V91H247ZM252 90V91H251ZM260 90V89H259ZM264 90V89H263ZM145 90L143 89V92H144ZM197 91V92H196ZM227 92H228V89L226 90ZM238 91H240V93H238ZM244 91H246V93L244 92ZM50 93V92H52V95L51 96H55V98H57L58 100H61V101H59L60 103H61V105H58V107L60 106L61 108H58L57 107V105H56V109H55V107H53L55 104H54V102L52 103V101H53V97H49V95L51 94H48V93ZM184 92V93H185ZM223 92V91H222ZM225 92V91H224ZM251 92H253V93H251ZM53 93H54V95H53ZM216 94H217V92H215ZM218 93H220V91L218 92ZM243 95H242V94ZM249 93H251L250 95H249ZM47 94H48V96H47ZM145 94H146V92H145ZM204 94H206V90H205V93ZM207 94L209 95V93L207 92ZM206 94V95H207ZM223 94V93H222ZM222 94H220V96H222ZM18 98V100L16 99V101H15V99H14V97L15 96ZM63 96V98H61L62 96ZM180 95V96H179ZM207 95V96H208ZM211 95V94H210ZM218 95V94H217ZM224 95V94H223ZM247 95H249V97L247 96ZM256 94H253L252 96H255ZM58 96L60 97V98H58ZM140 96V95H139ZM214 96V95H213ZM225 96V95H224ZM227 96V95H226ZM251 96V97H252ZM46 97H48L50 100H52L51 102H50V100H49V102L47 103V99H46ZM143 97V96H142ZM209 97V96H208ZM215 97H216V95H215ZM214 97V98H215ZM256 97V96H255ZM260 97V98H261ZM54 98V99H55ZM205 98H207V97H205ZM211 98H213L212 97V95H211ZM210 98V99H211ZM218 98V97H217ZM219 99V98H218ZM228 99V98H227ZM256 99V98H255ZM264 99V98H263ZM2 100H1V102L0 103H2ZM56 100V99H55ZM54 100V101H55ZM131 100V99H130ZM137 100V99H136ZM213 100H215V99H213ZM226 100V99H225ZM224 100V101H225ZM244 100H246V101H248L247 103H249V100L250 99H245L244 98ZM252 100V99H251ZM250 100V101H251ZM253 100H254V97H253ZM63 101V102H62ZM129 101V100H128ZM222 101V100H221ZM59 102H57V100L55 101V103H59ZM130 102V101H129ZM207 102V100L205 101V103ZM210 103L212 102V99H211V101H209ZM223 102V101H222ZM225 102H227V100L225 101ZM225 102L223 103V105L225 104ZM253 102V101H252ZM255 102V101H254ZM12 103V102H11ZM13 103V104H14ZM213 103V102H212ZM215 103V102H214ZM218 103H220V101L218 102ZM257 103V102H256ZM130 104H133V103H130ZM129 104V105H130ZM12 105V104H11ZM135 104H134V107L136 106ZM215 105V107H218V106H216L217 104H214ZM222 105V106H223ZM226 105V104H225ZM231 105V106H230ZM257 105V104H256ZM5 106V105H4ZM3 106V108H5ZM132 106V105H131ZM207 106V105H206ZM209 107H211V106H209ZM214 106H212V108H213ZM225 107H223V108H225ZM254 107V106H253ZM256 107V106H255ZM132 108H133V106H132ZM131 108V109H132ZM211 108V109H212ZM219 108V107H218ZM221 108V107H220ZM53 109H55L56 111H53ZM136 109V108H135ZM134 109V110H135ZM209 109V108H208ZM210 109V110H211ZM216 109V108H215ZM214 108L212 109V110H215ZM128 110V109H127ZM129 110H130V108H129ZM129 110H128V112H129ZM219 111L221 110V109H218ZM128 112H127V116H128ZM208 112V111H207ZM209 112H211V111H209ZM218 112V111H217ZM126 113V112H125ZM133 113V112H132ZM31 114H32V118H31ZM211 114V113H210ZM213 114V113H212ZM225 114V113H224ZM222 116L223 115H221V117L220 118H222ZM123 117V116H122ZM126 117V116H125ZM125 117H123V118H125ZM206 117V116H205ZM208 117V116H207ZM206 117V118H207ZM218 117V118H219ZM127 118V117H126ZM134 118V117H133ZM214 118H215V120H214ZM25 119V120H24ZM26 119H28V120H26ZM205 119V118H204ZM19 120V121H18ZM24 120V121H23ZM134 120V119H133ZM222 120V119H221ZM221 120H219V122L221 121ZM7 121V120H6ZM13 121V120H12ZM25 121H26V123H25ZM119 121H120V123L121 124H119L118 126H116L115 124L117 123H119ZM129 121H131V120H129V118H128V121L127 122H129ZM8 122H11V121H8ZM21 123H22V125H21ZM26 126L25 128L23 127L24 125ZM222 124V123H221ZM13 125V124H12ZM114 125H115V127H114ZM120 125H122L121 127H120ZM223 125H224V123H223ZM14 126V125H13ZM216 126H218V125H216ZM226 126V127H227ZM116 127H118V128H116ZM121 129H120V128ZM13 128V127H12ZM18 128V127H17ZM215 128H216V130H215ZM219 128V127H218ZM224 128V127H223ZM222 128V129H223ZM26 129V130H25ZM125 130L126 132H119L118 130ZM144 130L143 131V133H145V134H141L142 133V131H140V130ZM221 129V128H220ZM220 129H219V131H220ZM25 130V131H24ZM138 130H139V132H140V134L139 133H137L138 132ZM222 131V130H221ZM262 131V132H261ZM22 132H23V134H22ZM217 132V133H216ZM259 132H261V134L259 133ZM121 133H123L122 135H120ZM243 133L245 134V137L249 140V138H250V136L252 137V135H255V134H257V136L259 135H262L263 136V139H262V142H258L257 141V143H258V145H259V143H260V145L259 146H261V148H259V149H257L258 147H257V143L255 144V148H256V150H254V149H252V148H249V147H247L246 148V146H242V144H243V142H242V138H243ZM17 134H16V136H17ZM22 134V136H20ZM205 134H207V135H205ZM219 134H220V132H219ZM246 134L247 135H249V137L248 136H246ZM127 135H129V134H127ZM144 136V138H142L141 136ZM225 135V134H224ZM130 136L131 135H129L128 136V138H130ZM145 136H146V138H145ZM219 136V135H218ZM256 136V135H255ZM254 136V137H255ZM256 136V137H257ZM261 136V137H262ZM4 137V136H3ZM220 137V136H219ZM218 137V138H219ZM254 137H252V138H254ZM255 137V138H256ZM260 137V138H261ZM16 138V137H15ZM259 138V137H258ZM1 139V138H0ZM4 139V138H3ZM7 139V138H6ZM222 139H223V137H222ZM244 140H245V138H243ZM8 140V139H7ZM27 140V141H28ZM131 140V141H130ZM226 140V139H225ZM224 140V141H225ZM258 140V139H257ZM10 141V140H9ZM16 141V140H15ZM223 141V142H224ZM259 141H260V139H259ZM4 142V141H3ZM5 142H6V140H5ZM4 142V143H5ZM20 142V141H19ZM245 142H247V140H245ZM9 143V142H8ZM29 143V142H28ZM18 144V143H17ZM22 144V143H21ZM249 145H251L250 143H248ZM248 144H246L247 146H248ZM254 144V143H253ZM263 144V143H262ZM3 145V144H2ZM8 145V144H7ZM10 146H11V143L9 144ZM19 145V144H18ZM23 145V144H22ZM221 145V144H220ZM4 146V145H3ZM2 146V147H3ZM222 146V145H221ZM264 146V145H263ZM250 147H253V146H250ZM253 147V148H254ZM35 148V149H36ZM129 148H131L130 149V151H129ZM9 149V148H8ZM34 149V148H33ZM262 151H264V150H262ZM259 152H261V150L259 151ZM259 152H258V155H260L259 157H258V155H257V157H258V159L261 157L262 158V161H260V162H264L263 161V154H264V152H262V153H260L259 154ZM244 153V154H243ZM224 154V153H223ZM256 154H257V152H256ZM222 155V154H221ZM262 155V156H261ZM8 156V157H7ZM21 156V157H20ZM32 156V157H31ZM5 157H7L9 160H10V164L13 166V167H11V168H13V169H15V170H11L10 169V167H9V163H8V161H4V160H6V159H3V158H5ZM251 157V158H250ZM18 158H21V162H18L19 160H18ZM260 158V159H261ZM3 159V160H2ZM7 159V160H8ZM129 159H130V161L132 162V163H130L132 166H131V168L130 169H126L125 167H127V162L126 161H129ZM257 159V160H258ZM15 160H17V161H15ZM220 160H222L221 162H220ZM124 162V164H122L121 163V165H120V163L119 162ZM126 162V163H125ZM258 162V163H257ZM257 163V164H256ZM9 164V165H8ZM14 164V165H13ZM263 165V164H262ZM221 166H223L222 165V163H221V165H220V169H222V167ZM225 166V165H224ZM223 166V167H224ZM122 167H124L125 169H123ZM178 167H181V169L180 168H178ZM180 169L181 171H182V177H180L181 176V174L179 175L178 173H177V175L175 174V170L178 172V171H180V170H178V169ZM129 170L131 171V172H133V176H134V178H133V180H130L129 178H127L128 176H127V174H128V172H129ZM217 170V171H216ZM130 172V173H131ZM183 172H184V174H183ZM221 171L219 170V172L218 173H220ZM223 172V171H222ZM221 172V173H222ZM131 175H132V173H131ZM183 175H185L184 177L185 178H183ZM216 176V177H215ZM132 177V176H131ZM218 177V178H217ZM217 181V182H218ZM225 181H223V183L225 182ZM220 182V181H219ZM263 182V183H262ZM203 184V183H202ZM207 184V183H206ZM216 184V183H215ZM214 184V185H215ZM219 184H221V183H219ZM193 185V184H192ZM197 185V184H196ZM204 185V184H203ZM210 185H212V184H210ZM260 185V186H259ZM195 186V185H194ZM193 186V187H194ZM199 186V185H198ZM208 186H209V184H208ZM217 186H218V184H217ZM216 186V187H217ZM259 186V187H258ZM264 186V185H263ZM200 187V186H199ZM211 187V186H210ZM220 187V186H219ZM223 188H224V186H222ZM262 187V186H261ZM129 188V187H128ZM197 188V187H196ZM207 188V187H206ZM205 188V189H206ZM214 188V187H213ZM218 188V187H217ZM9 189V188H8ZM7 189V190H8ZM194 188H192V190H193ZM210 189H212V188H210ZM33 190V191H32ZM120 190H122V188L120 189ZM119 190V193L118 194H121L122 192ZM126 190H127V188H126ZM197 190H198V188H197ZM208 190H209V188H208ZM207 190V191H208ZM218 190V189H217ZM1 191H2V189L0 190V193H1ZM5 191H2V192H5ZM123 191V190H122ZM124 191H125V188H124ZM129 191H130V189H129ZM128 191V192H129ZM194 191V190H193ZM205 191V190H204ZM203 191V192H204ZM211 191H213V190H211ZM227 191V192H228ZM11 192V193H10ZM121 192V193H120ZM126 192V191H125ZM148 192V193H147ZM198 192V191H197ZM209 192V194L211 193L210 191H208ZM191 193V192H190ZM216 193H218V192H216ZM251 193V197H253L252 196V192H250ZM258 193H261L260 192V190H259V192H257V194ZM2 194V193H1ZM4 194V193H3ZM117 194V195H118ZM125 193H123L122 195H124ZM130 194V193H129ZM132 194V193H131ZM172 194L175 196H172ZM195 194H197V193H195ZM208 194V196H210ZM220 194V193H219ZM218 194V196H220ZM256 194V193H255ZM262 194V193H261ZM128 195V194H127ZM170 195V196H169ZM181 195V196H182ZM188 195H190V194H188ZM223 194L221 193V196H222ZM178 196V195H177ZM185 196V195H184ZM187 196V195H186ZM193 196V195H192ZM192 196H191V198H192ZM197 196V195H196ZM195 196V197H196ZM202 196V195H201ZM205 196H207V195H205ZM208 196L204 199V200H206V202H207V200L209 201L210 199V197L208 198ZM224 196H225V194H224ZM257 195H255V197H253V198H257V201L259 200V198L261 197V195H259L258 194V196H259V198H258V196L256 197ZM4 197H5V195H4ZM121 197V196H120ZM122 197H124V196H122ZM125 197H126V195H125ZM124 197V198H125ZM146 197H147V199H146ZM163 197V199H160V198H162ZM197 197H200V193H199V195L197 196ZM204 197V196H203ZM202 197V198H203ZM223 197V196H222ZM225 198V199H229V198ZM244 197H246V196H244ZM244 197H243V200H244V202H245V200L246 199H244ZM251 197H250V202L252 203L253 201V199L251 200ZM123 198V199H124ZM128 198H129V195H128ZM178 198H180V197H177V199ZM190 198V199H191ZM194 198V197H193ZM211 198H212V196H211ZM220 198V197H219ZM219 198H217V199H219ZM246 198H248V197H246ZM119 199V198H118ZM117 199V200H118ZM122 199V200H123ZM144 199H146V200H144ZM158 199H160V200H158ZM182 199H183V196H182ZM195 199V198H194ZM196 199H198V198H196ZM215 199H216V197H215ZM224 199V200H225ZM261 199V198H260ZM264 199V198H263ZM121 200V201H122ZM129 200V199H128ZM130 200H131V198H130ZM133 200H131L132 202H135V201H133ZM151 200V201H150ZM166 200V199H165ZM181 200V199H180ZM186 200H188V198L186 199ZM186 200L184 199V201L186 202ZM198 200H200V199H198ZM213 199H211L210 201H212ZM262 200V199H261ZM261 200H259V201H261ZM120 201V200H119ZM164 201V200H163ZM168 202H169V200H167ZM167 201H165V202H167ZM171 201V200H170ZM174 201H176V199L174 200ZM181 201H183V200H181ZM248 201H249V199L247 200V205L246 204H244V202H242L243 204H241V205H245V206H247V207H249V205H250V202L248 203ZM264 201V200H263ZM124 202H126V198H125V200L123 201V203ZM131 202V203H132ZM137 202H135V204L134 203H132L133 205H137L136 203ZM173 202V201H172ZM171 202V203H172ZM177 202V201H176ZM179 200H178V204H179ZM184 202V203H185ZM201 202V200L199 201V203ZM214 202H216V201H214ZM228 202V201H227ZM122 203V204H123ZM128 204H129V202H127ZM131 203H130V205H131ZM144 203H146V204H144ZM144 203H142V204H144L145 206L143 207V208H139L138 207V205H140V204H138L137 205V207L136 208H138V209H140L139 211H138V209L136 210V211H134L135 213L137 212H140L141 211V209H142V211L143 210H145L147 207H148V202L146 201V202H144ZM170 203V202H169ZM182 203V202H181ZM183 203V204H184ZM237 203V204H236ZM173 204V203H172ZM171 204V205H172ZM194 205H195V203H193ZM204 204V203H203ZM207 203H205V205H206ZM210 204V203H209ZM59 205V206H58ZM117 205H119V204H117ZM130 205L128 206V207H130ZM147 205V206H146ZM161 205H163V203L161 204ZM170 205V204H169ZM177 204L175 203V206H176ZM192 205V204H191ZM201 205H202V203H201ZM216 205V204H215ZM239 206V207H243V206ZM258 205V204H257ZM256 205V206H257ZM261 204H259V206H260ZM2 206V207H1ZM124 206H127V204H125ZM142 206V205H141ZM173 206V205H172ZM180 206V205H179ZM178 205H177V208L179 207ZM181 206H182V204H181ZM187 206V205H186ZM204 206V205H203ZM202 206V207H203ZM207 207H208V205H206ZM210 206H212V205H210ZM214 206V205H213ZM259 206L258 207H253V204H252V206L250 205V207H252V209L253 208H255L254 210H256L257 208H259ZM132 207V206H131ZM134 207V206H133ZM134 207V208H135ZM159 207H161V206H159ZM163 207V206H162ZM192 207H193V205H192ZM192 207H190V208H192ZM201 207V206H200ZM199 207V208H200ZM220 207V206H219ZM224 207V206H223ZM239 207H238V209H239ZM126 207H124V209H125ZM133 208V209H134ZM135 208V209H136ZM170 208H171V206H170ZM169 208V209H170ZM189 208V207H188ZM196 208V207H195ZM215 208V207H214ZM227 208H229V206L227 207ZM231 208V207H230ZM245 208V207H244ZM120 209V210H119ZM123 209V210H124ZM127 209V208H126ZM129 209V208H128ZM161 209V208H160ZM160 209H159V212H162V211H160ZM163 209V208H162ZM168 209V210H169ZM173 210H174V208H172ZM181 209V208H180ZM194 209V208H193ZM207 209V208H206ZM211 209V208H210ZM218 209V208H217ZM221 209V208H220ZM226 209V208H225ZM224 209V210H225ZM251 208H250V210H252ZM147 211H148V213L150 212V210H148V209H146ZM145 210V211H146ZM157 210H158V208H157ZM172 210V211H173ZM183 210H184V208H183ZM199 210V209H198ZM212 210H213V207H212ZM249 210V211H250ZM252 211L253 212V214H252V216L253 215H256V213H254V212H257L258 210H256V211ZM127 211V210H126ZM146 211V212H147ZM164 211H165V209H164ZM176 211V210H175ZM186 211V210H185ZM191 211H192V209H191ZM190 211V212H191ZM204 211V210H203ZM202 211V212H203ZM209 211V210H208ZM219 211V210H218ZM222 211H223V209H222ZM226 211V210H225ZM227 211H229V209L227 210ZM230 211H231V209H230ZM239 211H241V210H239ZM248 209H247V214H248ZM3 212V211H2ZM107 212H108V214L109 213H113L116 217H117V219L113 216L112 217V215H111V217L113 218V220H115L116 219V223H110V222H108V223H110L111 225H113L114 227H117L118 226V228H120L121 226H123V228L122 229H120L119 230V232H118V230H117V232L116 233H114V229H110V230H106L107 228H104L105 229V231H108V234H105V233H103V230L101 231L103 234L102 235H104L103 237H100V235L101 234H99V233H101L100 232V229H101V227H102V229H103V226L105 225H108V223L106 222V224H103V226H100V224H99V226H100V229H98L99 228V226L97 225L98 223L97 222H99V223H101L102 224V222L100 221V217L102 216H104V215H102L103 213L105 214H107ZM131 212H132V209H131ZM130 212V213H131ZM134 212H132L131 214H133ZM150 212V213H151ZM180 212V211H179ZM187 212V211H186ZM188 212H189V209H188ZM195 212V211H194ZM199 212V211H198ZM215 212V211H214ZM35 213H38V215L40 216V219H41V216H52L49 220H45L46 221V223H45V226H44V228H40L41 226H42V224L44 225V223H43V221H42V219H44L43 217H42V219H41V221H42V223H41V225L39 224V217L38 216H36L37 214H35ZM124 214L125 213H129L128 211L127 212H125V210H124V212H123ZM122 213V214H123ZM142 212H140V216L141 217H139L140 218V221H141V219H143L142 220V223L140 224V225H142L141 227H143L144 226V228H143V231L145 232V231H148L149 229H147L146 230V228L148 227V225L144 222V220L145 219H147V217L149 216L148 215V213H146L145 214V212L143 211V213L141 214ZM158 213V212H157ZM156 213V214H157ZM163 213V212H162ZM162 213H160V214H162ZM168 213H169V211H168ZM167 213V214H168ZM180 213H182V212H180ZM196 213V212H195ZM204 213V212H203ZM205 213H206V211H205ZM221 213V212H220ZM223 213V212H222ZM225 213H227V212H225ZM225 213H223L224 215H225ZM231 213V212H230ZM229 213V214H230ZM239 213H242V215H243V213H246L245 211H244V209H243V212H239ZM257 213H260L259 211L257 212ZM3 214V215H2ZM35 214V216H34V218L37 220L36 221V223L38 222V225H36V226H38L39 227V229H42V233H40V236H36V234L35 235H33L31 232H32V230L34 229V227L32 228V229H30L29 230V232H30V234H28V236H22V235H20L21 234V232L23 233V231H24V229H23V226H27V225H29L30 223H28L29 221H32L31 223L32 224H30V228H31V225H33L34 226V222H35V220H34V218L32 217L33 215ZM105 214V215H106ZM107 214V215H108ZM145 214V215H144ZM155 214V215H156ZM165 214V213H164ZM170 214V213H169ZM178 214V213H177ZM187 214V213H186ZM201 215H202V213H200ZM213 214V213H212ZM251 214V212L248 214V215H250ZM31 216V218L29 217V216ZM106 215V216H107ZM110 215V214H109ZM137 215V214H136ZM148 215V216H147ZM152 215V214H151ZM166 215V214H165ZM164 215V216H165ZM171 215V214H170ZM169 215V216H170ZM191 215V214H190ZM192 215H194V214H192ZM191 215V216H192ZM201 215H199V216H201ZM216 215V214H215ZM224 215H222V216H224ZM263 215V214H262ZM5 216V217H4ZM25 216H28L30 219H32V220H30V219H28V217H25ZM100 216V217H99ZM128 217V215L126 214L125 215V217H124V215L121 217V219H123V217L126 219L127 217ZM144 216H146V217H144ZM163 216V217H164ZM171 216H173V215H171ZM177 216H179L180 217V215H177ZM177 216L175 217V218H177ZM182 216H185L184 214H182ZM204 216H206L207 217V214H204ZM210 216H212V215H210ZM213 216H214V214H213ZM226 216H228V214L226 215ZM4 217V218H3ZM21 217H23V218H21L22 219V221L24 222L25 221V218H27L26 220V222H27V224L26 225H24L25 223H15L14 222V220L16 221V219H20ZM36 217H38V218H36ZM47 217V218H48ZM108 217V216H107ZM131 215H130V220H131ZM137 217V216H136ZM151 217V216H150ZM153 217H154V215H153ZM160 217H162L161 215H160ZM160 217H158L159 219H162V218H160ZM188 217H190V216H188ZM197 217V216H196ZM215 217V216H214ZM221 217V216H220ZM220 217H219V219H220ZM243 217H244V215H243ZM254 217H257V216H254ZM253 217V218H254ZM105 219H106V217H104ZM103 218V219H104ZM109 218L110 217H108L107 219L109 220ZM112 218H111V220H109V221H113L112 220ZM115 218V219H114ZM134 218V217H133ZM149 218V217H148ZM155 218V217H154ZM157 218V217H156ZM174 218V217H173ZM182 218V217H181ZM187 218V217H186ZM223 218V217H222ZM234 218H236V217H234ZM98 219H99V221H98ZM102 219V218H101ZM107 219L105 220V221H107ZM120 219V218H119ZM136 218H134V220H135ZM138 219V218H137ZM150 220L152 219V217L151 218H149ZM149 219H147V220H149ZM165 219H168L167 217L165 218ZM183 219V218H182ZM190 219H192V221H193V218H189V221H190ZM212 219V218H211ZM256 219V218H255ZM154 220V219H153ZM157 220V219H156ZM163 220V219H162ZM173 220V219H172ZM188 220V219H187ZM187 220H186V222H187ZM198 220V219H197ZM200 220V219H199ZM218 220V219H217ZM216 220V221H217ZM19 221V220H18ZM44 221V222H45ZM62 221H64L65 222V224H64V226H63V228H60L59 227V225H60V223L62 222ZM103 221V220H102ZM133 221V220H132ZM131 221V222H132ZM139 221V220H138ZM158 221V220H157ZM176 221V220H175ZM179 221V220H178ZM185 221V220H184ZM210 221V220H209ZM215 221V222H216ZM5 222V223H6ZM20 222H21V220H20ZM64 222H62V223H64ZM115 222V221H114ZM119 222V223H118ZM177 222V221H176ZM197 221H195V223H196ZM208 222V221H207ZM61 223V224H62ZM97 223V224H96ZM104 223V222H103ZM117 223L118 224H121V226L119 227V225H117ZM134 223H136V222H134ZM138 223H140V222H138ZM147 225V227H145V224ZM157 223H159V221L157 222ZM156 223V225H158ZM179 223V222H178ZM189 223V222H188ZM192 223V222H191ZM1 224H2V226H1ZM14 224H15V226H14ZM59 224V225H58ZM137 224V223H136ZM135 224V225H136ZM144 224V225H143ZM149 224V223H148ZM153 224V223H152ZM152 224L150 225V226H152ZM161 224V223H160ZM159 224V225H160ZM168 224V223H167ZM179 224H181V223H179ZM209 224V223H208ZM18 225H21V226H18ZM23 225V226H22ZM63 225V224H62ZM111 225H109V228H111ZM115 225H117V226H115ZM131 225H133L134 226V224H131ZM154 225V224H153ZM189 226H190V223L188 224ZM193 225V224H192ZM204 226L206 225L205 223L203 224ZM203 225H201V226H203ZM128 226V227H127ZM132 226V228H134L135 229V226L133 227ZM139 226V225H138ZM218 226V225H217ZM245 226V229H246V231L248 232V230L251 232L250 234H252L248 239L250 240H252L251 241V243H249V244H251L252 246H250L251 248L254 246V248L255 249H251L252 251H253V255H254V253L257 251H259V254H260V252L262 253V254H260V255H258V253H255V254H257L256 256H263V250H264V216L262 217V218H258L257 217V220H255V222L253 223V225L251 226V227H249V226H247L246 224L244 225ZM19 227H21L20 229H22L23 231H19L20 229H19ZM27 227H29V226H27ZM57 227V228H56ZM62 227V226H61ZM108 227V226H107ZM137 227V226H136ZM160 227V226H159ZM168 227V226H167ZM167 227H165L164 226V228H167ZM184 227H188L187 225L186 226H184ZM193 227V226H192ZM213 227V226H212ZM220 227V226H219ZM139 228V227H138ZM158 228V227H157ZM156 228V229H157ZM169 228V227H168ZM183 228V227H182ZM189 228V227H188ZM218 228V227H217ZM140 229V228H139ZM160 229V228H159ZM162 230H163V228H161ZM160 229V232L162 231ZM172 229H173V227H172ZM179 229V228H178ZM190 229V228H189ZM189 229H187V232H189ZM209 229V228H208ZM211 229V228H210ZM213 229H214V227H213ZM216 229V228H215ZM224 229V228H223ZM25 230H27V232H28V229L26 228ZM133 230V229H132ZM131 230V231H132ZM136 230V229H135ZM135 230H134V232H135ZM152 230H153V228H152ZM165 230V229H164ZM169 230H170V228H169ZM181 230V229H180ZM179 230V231H180ZM192 230V229H191ZM195 230V229H194ZM20 233H19V232ZM35 231H37V230H35ZM34 231V232H35ZM39 231H41V230H38V232ZM129 231V233H127ZM137 231V230H136ZM139 231V230H138ZM137 231V232H138ZM143 231H142V233H143ZM174 231V230H173ZM173 231H171V232H173ZM206 231H208V230H206ZM222 231V230H221ZM26 232V231H25ZM24 232V233H25ZM33 232V233H34ZM133 232V231H132ZM137 232H136V235H137ZM151 232V231H150ZM163 232H166V231H163ZM169 232V231H168ZM170 232V233H171ZM177 232V231H176ZM176 232H173V234H176ZM191 233H192V231H190ZM204 232V231H203ZM247 232H246V234H247ZM23 233V234H24ZM139 233V232H138ZM146 233V232H145ZM144 233V234H145ZM156 233H158V231L156 232ZM155 233V234H156ZM162 233V232H161ZM181 233V232H180ZM182 233H186V232H183L182 231ZM181 233V234H182ZM213 233V232H212ZM254 233V234H253ZM38 234V233H37ZM160 234V233H159ZM173 234L171 235V236H173ZM188 234V233H187ZM190 234V233H189ZM249 233L247 234V237L250 235ZM25 235H27L26 233H25ZM97 235L100 237V238H102V239H98L97 238ZM133 235H135L134 233H133ZM141 235V234H140ZM157 235V234H156ZM177 235V234H176ZM192 235H193V233H192ZM85 236V237H84ZM132 236V235H131ZM137 236H139V235H137ZM144 236V235H143ZM143 236H142V238H143ZM145 236H148V234H146ZM144 236V237H145ZM151 236V235H150ZM164 236V235H163ZM168 236V235H167ZM167 236L165 237V238H167ZM171 236H169L171 239H172V237ZM179 236V235H178ZM188 236V235H187ZM202 236V235H201ZM205 236V235H204ZM254 236H256V237H254ZM262 236H263V238H262ZM87 237V239L85 240L86 241V244H87V246L88 247H86L87 249H86V252H84V253H86V255L85 254H83V252L82 251H84L83 250V247L85 246V244H84V238H86ZM136 236H134V238H135ZM149 237V236H148ZM147 237V238H148ZM157 237H160L159 235L157 236ZM175 237V236H174ZM177 237V236H176ZM180 237V236H179ZM178 237V238H179ZM186 237V236H185ZM189 237V236H188ZM190 237H191V234H190ZM254 237V238H253ZM259 237L261 238V239H259ZM141 238V239H142ZM146 238V237H145ZM153 238V237H152ZM152 238H150L151 240H152ZM156 238V237H155ZM160 238H164V237H160ZM178 238H174V242H175V239L177 240ZM187 238V237H186ZM198 238V237H197ZM196 238V239H197ZM253 238V239H252ZM131 239H133V236H132V238H130V240ZM136 239H138V237L136 238ZM140 239V240H141ZM144 239V238H143ZM149 239V240H150ZM169 239V238H168ZM180 239H181V237H180ZM179 239V240H180ZM185 239V238H184ZM196 239H195V241H196ZM205 239V238H204ZM209 239V238H208ZM211 239V238H210ZM209 239V240H210ZM242 239V238H241ZM248 239H246L245 240V242H243V244L245 243L246 245H247V248L244 246V245H242V244H239V243H235V244H239V246H241L240 248H242V246H244V249L246 248L247 250H246V257H245V263L246 264H250V263H248V261L250 262V253H249V251H251L250 249H248L249 247H248V242L247 241H249ZM3 240V241H2ZM134 240V239H133ZM133 240H131V241H133ZM139 240V242H141ZM146 240V239H145ZM150 240V241H151ZM154 240V239H153ZM159 240V239H158ZM173 240V239H172ZM179 240H177V243H180V242H178ZM187 240V239H186ZM199 240H200V243L202 242L201 241V239L199 238ZM206 240V239H205ZM254 240L256 241L255 242V245H254ZM259 240L261 241V242H259ZM129 241V242H128ZM134 241H136V243H137V240H134ZM157 240H155V241H153V244H154V242H156ZM163 241V240H162ZM169 241H171V240H169ZM204 241V240H203ZM239 241H241V240H239ZM243 241V240H242ZM164 242V241H163ZM163 242H162V244H163ZM166 242V241H165ZM199 242V241H198ZM206 242V241H205ZM211 242V241H210ZM238 242V241H237ZM247 242V243H246ZM133 243H135V242H133ZM136 243L133 245V246H136L137 248H138V245L139 244H137L136 245ZM143 243H144V241H143ZM151 243V242H150ZM167 243H168V241H167ZM169 243H172V242H169ZM177 243H175V244H177ZM193 243H194V240H193ZM192 243V244H193ZM156 244V243H155ZM165 244V243H164ZM173 244V243H172ZM195 244V243H194ZM193 244V245H194ZM204 244V243H203ZM207 244H208V241H207ZM143 245V244H142ZM152 245V244H151ZM157 245V244H156ZM158 245H159V242H158ZM161 245V244H160ZM159 245V246H160ZM187 245V244H186ZM190 244L188 243V246H189ZM198 243H196L195 245H194V247H198ZM201 245H202V243H201ZM229 244H227V246H228ZM133 246H132V248H133ZM162 246V245H161ZM205 246H207L206 244H205ZM226 246V247H227ZM230 246V245H229ZM235 246V245H234ZM237 246V245H236ZM157 248H158V246H156ZM155 247V249H152V250H156L157 248ZM164 247V246H163ZM193 247V246H192ZM233 247V246H232ZM135 248V247H134ZM172 248H174V247H172ZM182 248H188V247H182ZM237 248V247H236ZM85 249V248H84ZM89 249V251L87 252V250ZM115 249V248H114ZM119 249V250H120ZM159 249V248H158ZM157 249V250H158ZM183 249V250H184ZM101 250V251H100ZM116 250V249H115ZM114 250V251H115ZM122 250H123V252H122ZM133 250H136V249H133ZM180 250V249H179ZM182 250V251H183ZM186 250V249H185ZM199 250H200V248H199ZM255 250V251H254ZM43 251V252H42ZM48 253H46V252ZM113 251V250H112ZM137 251V250H136ZM169 251H171L170 249H169ZM194 251V250H193ZM16 252V253H15ZM139 252V251H138ZM138 252L136 253V254H138ZM145 252V251H144ZM153 252V251H152ZM180 252H181V250H180ZM190 252H192V251H190ZM196 251H194V252H192V253H195ZM198 252V251H197ZM196 252V253H197ZM3 253V254H4ZM25 253V254H26ZM33 253V252H32ZM42 253H43V255H42ZM47 254V256H49V257H47L46 256V254ZM115 253V252H114ZM134 253V252H133ZM133 253L131 254V255H133ZM177 253V252H176ZM179 253V252H178ZM177 253V254H178ZM185 253V252H184ZM183 253V254H184ZM30 254H31V252H30ZM118 254V253H117ZM129 254V253H128ZM140 254V253H139ZM142 254H143V252H142ZM145 254V253H144ZM174 254V253H173ZM180 254H182V252L180 253ZM182 254V255H183ZM199 254V253H198ZM197 254V255H198ZM234 254H236V253H234ZM1 255L2 256H4V257H1ZM24 256V258L25 259H21L20 260V256ZM29 255V254H28ZM36 255H34V256H36ZM124 255V254H123ZM122 254H121V256H123ZM125 255H127L126 254V252H125ZM125 255H124V257H125ZM131 255H129V256H127V257H131ZM181 255V256H182ZM192 255V254H191ZM252 255V256H253ZM30 256V255H29ZM47 258H46V257ZM170 256V255H169ZM176 256H178V255H176ZM180 256V257H181ZM255 256V257H256ZM19 257V258H18ZM33 257V256H32ZM42 257V258H41ZM44 257H45V259H44ZM86 257V258H85ZM106 257V256H105ZM123 257V258H124ZM135 257H137V255L135 256ZM173 257V256H172ZM172 257H170V259L172 258ZM179 257V258H180ZM189 257L190 256H188V258L187 259H189ZM254 257V256H253ZM23 258V257H22ZM36 258H38L37 256H36ZM35 257H33V258H31V259H36ZM85 258V259H84ZM107 258H108V256H107ZM141 258V257H140ZM148 258V257H147ZM152 257H150L149 258V260L151 259ZM166 258L168 259V257L166 256ZM178 258V257H177ZM177 258H175L174 257V259H177ZM264 259V257H261L260 259ZM109 259H112L111 257H109L108 258V260ZM115 259V258H114ZM131 260H135V262H136V260H141V259H139V258H130ZM154 259V258H153ZM182 259H183V257H182ZM257 259V262L259 263V262H261L260 260L258 261V257L256 258ZM15 260H16V262H15ZM20 260V261H19ZM142 260H143V257H142ZM169 260V259H168ZM171 260H173V258L171 259ZM170 260V261H171ZM178 260V259H177ZM180 260H181V258H180ZM184 260V259H183ZM254 260V259H253ZM1 261V260H0ZM10 261V262H9ZM22 261V262H21ZM33 261V260H32ZM31 261V262H32ZM104 261V262H105ZM112 261V260H111ZM111 261H109V262H107L106 261V264L107 263H110ZM117 261H119L118 259H117ZM174 261V260H173ZM182 261V260H181ZM186 261V260H185ZM225 261V260H224ZM227 261V260H226ZM236 261V260H235ZM262 261H264V260H262ZM26 262V261H25ZM113 262H115V260L113 261ZM126 262H128V261H126ZM130 262H132V261H129V263L128 264H130ZM177 262V261H176ZM176 262H175V264H176ZM183 262V261H182ZM222 262V261H221ZM233 262V261H232ZM256 262V261H255ZM256 262V263H257ZM3 263V264H4ZM35 263V262H34ZM120 262H118V264H119ZM133 263H134V261H133ZM137 263V262H136ZM144 263V262H143ZM162 263H164V262H162ZM229 263V262H228ZM236 263V262H235ZM234 263V264H235ZM241 263V262H240ZM242 263H243V261H242ZM0 264H2L1 262H0ZM32 264H33V262H32ZM112 264V263H111ZM121 264H123L122 262H121ZM125 264V263H124ZM139 264H142V263H139ZM170 264V263H169ZM178 264H180V263H178ZM218 264V263H217ZM259 264H261V263H259ZM262 264H264V262H262Z\"/></svg>","mask_w":264,"mask_h":264},{"label":"rangeland","instance_id":"2","mask_svg":"<svg viewBox=\"0 0 264 264\" xmlns=\"http://www.w3.org/2000/svg\"><path fill=\"white\" fill-rule=\"evenodd\" d=\"M4 1H6V2H5L6 4H8V3H9L10 5L12 4L10 10H12L13 8H14V9L12 10L11 13H10V12L7 13V12H3L4 6H3V8L1 7V8H0V10L2 9V10H1V11H2L1 14L4 15V13H5L6 15H4L5 18L1 17L2 15H0V21L3 22V19H5L4 22L6 21L5 23H7V22H8L7 20H9L8 17H10V15H12V18H11L10 21L13 20V22H15V26H16L18 29H16L17 31H16L15 29H13V30H12V33L10 32L11 30L8 31V33H9V32H10V33L7 35V33H6V34L4 33L5 31L7 32V29L4 28V29H5V30H4V29H3V26H1V24H5V23H0V26H1L0 28L2 29V32H3V34H2V38H1V42H0V44H1V47H0V73H1V74H5V75L7 74V76H9L7 79L10 78V79H9V82H8L7 79H5L4 81L6 82V80H7V82H6V83L2 82L3 85H4V84L6 85L7 83L9 84L10 81H11V79H12V83H13V84H14V83L16 82V80H17V82L15 83V87L17 86L16 89H18V90L20 89V91H22L23 89L25 90V89H26V86H27V81H26V79L24 80V78L26 77V76L24 77V74H25V70H26L25 68H27V67H26L27 65H25V68H24V65H23L20 61L18 62L17 59H16V63H15V59H14V61H13V57L10 56V55H12V54H10L11 52L7 53V49H9V47H10V48L12 47L10 51L15 50L16 48H15L14 46H18V43H19V47L21 48V47H23L25 44H27L26 42H29V40H31V39H32L31 41L33 42V41H34L37 37H39V36H40V39L37 38L36 41H37V42L39 41L40 44L44 47V46H45V43L43 42L42 37H43V35H44V37L47 38V41L49 40V39H48V38H49L48 36L51 37L50 34L53 33V32H52V28H54V26H53V25H54V24H53L54 22H53V21H55L56 18H61V17L63 16V14H64L65 11L63 12L62 9H64V8H63L64 6L62 7L61 5H62V3L65 4V2H66L67 0H66V1H65V0H56V2H55L54 0H35L36 2H34V0H24V1H23V0H22V1H18V0H17L18 3H17L16 0H12V1H11V0H10V1H9V0H0V2H3V3H4ZM8 1H9V2H8ZM30 1L33 2V4H34V3H37L38 1H41L43 6L41 5L40 2H38V3H37L38 6H39V8H38L37 6H33V4L30 3ZM47 1H48V2H47ZM68 1H69V0H68ZM70 1H71V0H70ZM81 1H82V0H81ZM81 1H80V3H81ZM88 1H89V3H90L92 0H88ZM88 1H83V3H84V2L87 3ZM97 1L99 2V0H94V2H92V3H95V2H97ZM102 1H103L104 3H102L101 0H100V3H101L102 6L96 3V4L98 5L97 8H99V7L101 6V8H99V9H100V11L102 12L103 9L105 10V8H110V7L112 6L113 8H112V7H111V8H112L113 10L110 9V11L112 10L113 12H115V14L111 11V12H112V15H109V14H111V12H110L108 9H106V12L104 11V13H106V14H104V13L100 14V11H99L98 13H94V14H92L93 11H94L95 9H96V10H95L94 12H97L99 9L97 10V8H95V7H94V9H93V8H89V9H91V10H89L90 13H91V11L93 10L92 13H91L92 15L89 14V16H90V17L93 16V17H92V20L96 18L95 21L93 20V22H91V21H92L91 18H90V20L87 19V18H88V17H87V14H88L89 12L85 10V9H87V8L89 7L90 4H88V6L86 5L87 8H85V6H84L85 4L82 3L83 6H84V8H82L81 11H83V9H84V11H86L87 14H86V12H85L86 18H84V15H83V18H81L82 21L80 20V22L82 23L81 27H83V25H84V27H85L86 25H88L89 27L87 26V28H89V30H90V28H91L93 25H94L95 27H96V26H99L98 24L103 25V26H107V28H106V27L103 28V26H102V28H101V26H100L98 29H99V33H100V32H105V33L108 32V35H107V34H104V35H103L102 33H100V34H101V36H100V35H98L99 33L95 34L96 37H97V39L99 38V36H100L101 38H104V40L100 38L101 41L99 42V39H98V40L95 39V35L92 34V32H91L92 30H90L89 33L87 32V33H88V34H87L86 31H88V29L86 28V29H87V30H86V29L83 27V28H81V29H82L81 32H82V31L84 32V30H85V33H82V34H81V38L84 37L83 40L81 39V43L84 45L85 39H86L87 37H89V36H90V37H89V38H90V41H89V38H88V41H86L87 43L91 44V41H92L93 39L96 40V42L93 43V41H94V40H93V41H92V44H91L92 46L89 45L90 47H89L86 43H85V46H82V44H80V43H78V46H77V44H75V45H76L77 47H81V51L84 52L85 49H82V48H83V47H86V45H87V47L91 48V51H92V48L95 46V44H96L97 42H98L99 44L102 42L101 45H102L103 49H104L105 45L108 44V48H107V45H106V47H105V49H104L105 52H104V50H102V49H100V48H96V47L93 48V53H96V51H97V52L99 51V53H97V55H98V54H100V55L103 54L104 56H103V55H101V56H100V55L95 56L96 54H93L92 52H88V53H92V54H93V57H95V58L97 57L98 60L101 59V58L104 60V59L106 58V56H107V58H106L107 60L105 59L107 62H106L105 60L102 61V59H101V63H100V62H99L100 60L98 61L97 58H96L97 62H99V64L97 63V66H99V68H100V66H102V64H103V65L105 64V66H106V64H108L109 61H112L113 64L117 63V61H121V63L117 66V70H118V72H117V74H116L115 76H117L119 73H122V71L125 72V69H126L125 67H126V65H128V64H125V63H129V62H130V63H133V61H134V62H137V61H138L140 64L143 63L145 67H146V66L149 67L148 65H149L150 63H152V62L154 61L153 63L157 64V62H158L159 60L161 61V58L164 57L165 55H166V56H165L164 58H162L163 61L166 60V57H167V59H174V58H172V57H175V59H176V58L178 57L177 55H180V56H181V57H179V58H177V59L183 60V61H185V62L183 63V61H182V62L179 61L181 64L178 62L177 67H178L179 71H180V70L183 71V69H187V68H192V65H193V61H192V60L195 59V56H196V54H197V52H198L197 47L200 48L201 50H207V49H208V50L211 51V50L213 49L212 47H214V45H213L214 43H213V42H216V41L218 40L219 37L223 36L224 39H226V41H227V37H229V36H228V35H229V25H230V24H229V21H228V23H227V20H225V17H224V20H223V21H226V24H225V26H224V25H222V22H223V21H222V19H221V18H222L221 16H223V15L225 14L224 12H226V15L229 13L228 10H229V6H230V5L228 6V10H226V8H227L226 5H228V4L230 3V2L228 3V0H227V1H225V0L217 1V0H216V1H215V4H216V2H217L218 4H216L217 6H215V7H214L213 5H211V4H214V3L210 2V5H211L212 7H214V10H220V9H221V10H226V11H223V12L221 11V12H220V15H219V16H220V19H218V18H216L217 20L214 19V22H217L218 20H221V22H220L221 24H218L219 22L216 23V24H218L217 26H218L219 32H216V29H215V28H212V29L215 30V33H216V34L214 33V31H212L211 27H213V25H212L213 23L211 24V27H208L209 30H211V31L213 32V34H212L211 32H209V33H210V35H209V39H211L212 42H211V40L209 41V39L207 40L208 37H207V38H204V37H203V38L206 39L207 41H202L203 38L201 37V35H199V36H200L199 39L202 38V40H198V38H195V36H197V35H196L197 33L194 35L193 33H195V32H191V30H193V29H190V28H187V29H186V28H184V26H185V27H186V26H187V27L190 26V25H187V24H181V23H180V25H182V26H180V25L178 24V26H177L178 28H177V27H171L172 29H170V26L168 27V25H169V21L171 22L170 18L172 19V17H174V14H173V15H172V13L169 14V13H167L168 11H166L165 14H163V15H165V18H164V17H162V19L160 18V16H162L161 14L164 12V10H165V9L168 10L167 7L163 6L164 3H163V5H160V4H159V5L162 7V11H163L162 13H160V11H159L160 14H159L158 16H159L160 19H157L158 17H157V18H154V19H153V18H152V19L149 18V17H155V16H154V13H155V14H156V13L158 14L157 11H158V10H161V9H158V8H157V7L159 6V5L156 3V2H158V0H154L155 2H153V0H149V1H147V2H149V3H148L149 6H148L147 9L144 10V12L146 11V13H139V12H142V10L138 9V8L140 7V5H139L140 3H141V4L143 3V5H147V4H145V3H146L145 0H143V2H142L141 0H140L139 2H138V0H136V1H135V0H131V1H130V0H127V3H128V1H129V5H128L127 3H125L126 0H124L125 2H123L122 0H112V1H110V0H106L107 2H110L109 5L106 4L107 2H106L105 0H102ZM114 1H115V3H114ZM116 1H117V2H116ZM132 1H135L136 3H135V2H132ZM187 1H189V0H187ZM197 1H199V2H197L198 4H196V0H194V2H193V3H195V6H196V5H200V4H199V3H200V0H197ZM203 1H204V0L201 1V5H202V2H203ZM206 1H213V0H206ZM223 1H224V4H226V3H227V4H226V5H222V2H223ZM239 1L242 2L241 0H239ZM246 1L248 2V0H246ZM250 1H252V0H250ZM250 1H249V3H250ZM256 1H257V0H256ZM262 1H263V0H262ZM7 2H8V3H7ZM13 2H14V3H13ZM28 2H29V4H31L32 6H30V5L28 4ZM45 2H46V3H45ZM49 2H50V3L52 2V3L50 4ZM53 2H55V3H54V6H52V5H53ZM71 2H72V1H71ZM71 2H70V3H71ZM73 2H74V1H73ZM151 2H152V4H150ZM160 2H161V1H159L158 3H160ZM190 2L192 3V0L189 1V4H191ZM220 2H221V3H220ZM257 2H260V0L257 1ZM257 2H256V5H255V2H253L254 5H252V2H251V5L253 6V8H256V7H257L256 10L259 11V10H260V8H259L260 6L257 4ZM47 3H49V4L51 5V7H50V5H48L50 8H48ZM75 3H76V4H75ZM78 3H79V0H76V2H74V4H75L74 6L77 7V4H78ZM112 3H113L114 5H112ZM133 3L136 5V11H138V12H134L135 10H134V8H133V7H134V6H133V5H134ZM138 3H139V4H138ZM219 3H220L222 6H225V7L222 8V6H220ZM243 3H244V1H243ZM261 3H262V2H260L259 4H261ZM1 4H2V3H0V5H1ZM9 4H8V7H10ZM39 4H40V5H39ZM66 4H68V2H67ZM82 4H81V7H82ZM96 4H95V5H96ZM105 4H106V5H105ZM110 4H111V5H110ZM115 4H116V6H115ZM120 4H122V5H120ZM124 4H125V5H124ZM215 4H214V5H215ZM244 4L249 5L248 3H244ZM263 4H264V1H263ZM2 5H4V4H2ZM16 5H17V6H16ZM25 5H28V6H25ZM44 5H45V6H44ZM97 5H96V6H97ZM103 5H105V6L103 7ZM107 5H108V7H107ZM130 5H131V6H130ZM138 5H139V6H138ZM143 5L140 7L141 9H142ZM151 5H152V6H151ZM157 5H158V6H157ZM218 5H219V6H218ZM240 5H241V4H240ZM247 5H244V7L247 6ZM251 5H249L248 7H245L247 11L250 9V7H251V10H253ZM257 5H258L259 7H258ZM41 6H42V7H41ZM57 6H59L60 8L57 7ZM67 6L70 7L69 4H68ZM72 6H73V4H72ZM90 6H91V5H90ZM92 6H94V4H93ZM92 6H91V7H92ZM118 6H120L121 8L119 9ZM128 6H129V10L131 9L130 11L128 10ZM160 6H159V8H161ZM6 7H7V6H6ZM32 7H33V8L36 7V9H35V8L33 9ZM44 7H45L47 10L49 9L48 12H47L46 10L44 11V9H45ZM69 7H65V9L67 10V8H69ZM79 7H80V5H79ZM79 7H78V8H79ZM102 7H103V8H102ZM137 7H138V8H137ZM144 7H147V6H144ZM144 7H143V9H144ZM149 7H151L152 9L149 8ZM190 7H191V6H190ZM216 7H217V8H216ZM219 7H220V9H219ZM239 7H240V6H239ZM241 7H243V6H241ZM261 7H263L262 4H261ZM16 8H17V9H16ZM23 8H26L27 10L23 11V10H24ZM28 8H29V9H28ZM31 8H32L33 10H35V11L37 10L36 12H38V14H39V12H40V13H41V14H40L41 16H40V17L38 16V18L36 17V14H34V15H35V16H34V15H33V12H32L33 10H31ZM37 8H38L39 10H38ZM40 8H41V9H40ZM42 8H43V11H44L43 13L47 12L45 15H43V13H42ZM51 8H52V9H51ZM53 8H54V9H53ZM56 8H57V9H56ZM61 8H62V9H61ZM114 8H115L116 10H115ZM117 8H118V9H117ZM132 8H133V9H132ZM163 8H165V9H163ZM248 8H249V9H248ZM55 9H56V10L59 9V11H57V12H59V15H61V17H57V16H59V15H58V13L56 12ZM101 9H102V10H101ZM149 9H151V10H153V11H151V10H149ZM156 9H158V10L156 11ZM241 9H242V8H241ZM6 10L8 11V8L5 9L4 11H6ZM28 10L31 11V12H29ZM60 10H61V12H60ZM73 10H74V9H73ZM121 10H122V11H121ZM147 10L150 11V13L152 14V16H151V15L149 16L150 13H149ZM242 10H243V9H242ZM242 10H241V11H242ZM256 10H254V12H255ZM13 11H14V12H13ZM27 11H28V13H29L28 15H31V14H32L34 18L36 17L35 20H33L34 18H31V19H30V17H32V15H31L30 17H29L28 15H26ZM35 11H34V12H35ZM53 11H55V12L57 13V14H55V17L53 16L54 19H53V18H52V19H49V18L47 19V17H46V18L44 17V16H46V15H47L48 17H50V16H49V13H50V12H53ZM68 11H70V10L68 9ZM76 11H78V9L76 10V8H75V11H74V12H75V13H78V12H79L78 14H79L80 16L82 15V13L80 14V10H79L78 12H76ZM107 11H108L109 13H108ZM119 11H120V12H119ZM260 11H261L262 13H258L259 17L261 16L260 14H263V15H264V12H263L264 9H263V11H262V9H261ZM16 12H17V13H16ZM25 12H26V13H25ZM36 12H35V13H36ZM71 12H73V11H71ZM71 12H70V13H71ZM121 12H123V13H121ZM126 12H127V13H126ZM133 12H134V13H133ZM152 12H154V13H152ZM248 12H251V11H248ZM24 13H25V15H24ZM53 13H54V12H53ZM53 13H52V14H53ZM60 13H62V14H60ZM68 13H69V12H68ZM70 13H69V16H74V14H75V13H74V14L71 13L72 15H70ZM107 13H108V15H107ZM119 13H120V14H119ZM129 13H130V15H129ZM148 13H149V14H148ZM221 13H222V15H221ZM223 13H224V14H223ZM240 13H242V12H240ZM245 13H246V12H245ZM252 13H253V11L251 12V14H252ZM15 14H16V15H15ZM38 14H37V15H38ZM66 14H67V13H66ZM66 14H65L63 17H66V16H67ZM96 14H97V16H95ZM103 14L106 15V16L104 17ZM124 14H126V16H125L124 18H122ZM134 14H135V15H134ZM136 14H138V15H136ZM141 14H143V16H141ZM144 14L147 15V16H146V17H147V20H146V17H145ZM157 14H156V15H157ZM242 14H243V13H242ZM254 14L257 15V11H256V13H254ZM19 15H20V16H19ZM79 15H77V16H79ZM98 15H99L100 17H98ZM127 15H128V16H127ZM170 15H171V16H170ZM226 15H224V16H226ZM244 15H245V14H244ZM249 15H250V13H249L248 15L244 16V17H247V16L249 17ZM258 15H257V16H258ZM263 15H262V16H263ZM17 16H18V17H17ZM24 16L26 17V19H25ZM69 16H67V17L70 19L71 17H69ZM77 16H76V18H78ZM101 16H103V17H101ZM108 16H109V17H110V16H115V18H116L117 16H120V17L122 16L121 19H123V21L125 20V22L122 21V23H124V24H122V25L119 24V23H121V22H119V20H118V19H120V18L117 17V18H116L117 20H116L115 18H113V19L110 18L109 22L107 23V19L109 18ZM135 16H136V17H135ZM138 16H139L140 19H145L146 21H145V20L143 21V20L138 19ZM215 16H216V17L218 16V12H217V15H216V13H215ZM254 16H255V15H254ZM262 16H261V17H262ZM41 17H44L43 19H47V21L44 20V21H46V23L43 21V19H42ZM51 17H52V16H51ZM97 17H98V18H97ZM106 17H108V18H106ZM126 17H127V18H126ZM141 17H142V18H141ZM241 17H242V16H241ZM251 17H253V15H252ZM259 17H258V18H259ZM16 18H17V19H16ZM28 18L30 19L31 23H32V21H33V24H32V25H31L30 22H28V20H27ZM39 18H41L43 22L41 21V19L39 20ZM79 18H80V17H79ZM79 18H78V19H79ZM100 18H103V19H100ZM105 18H106V19H105ZM125 18L127 19V21H126ZM148 18H149L150 20H149ZM174 18H175V17H174ZM227 18H228V15L226 16V19H227ZM255 18H256V17H255ZM255 18L253 17V19H255ZM37 19L39 20V22H38ZM64 19H65V18H64ZM69 19H68V20H69ZM83 19H84L85 21H83ZM121 19H120V21H121ZM155 19H156V20H160L159 23H157V25L152 26V25L150 24V26H152V27L146 25L147 22H148V20H149L150 22H151V21H152V22H155ZM167 19H168V20H167ZM250 19H251V18H250ZM250 19H248L247 21H249ZM263 19H264V18H263ZM36 20H37L38 23L41 22L40 25H42L41 27H42L43 29H42V28L40 29V27H39L40 25L38 26V25L34 22V21H36ZM50 20L52 21V26H53V27H52L51 25H47V23H49V22L51 23ZM68 20L66 19V21H68ZM99 20H101L102 22L100 23ZM103 20H104V21L106 20L105 24H107V25H104V24H103V23H104ZM112 20H113V22H112ZM114 20H116V22H115ZM134 20H135V23H136V24L138 23V24L136 25V28H133V26L135 25V24H134ZM136 20H138V21H136ZM139 20L142 21L143 23H140ZM163 20H164V22H163ZM228 20H229V18H228ZM245 20H246V18H245ZM259 20H260V19H259ZM259 20L257 19V21H259ZM261 20H262V19H261ZM18 21H19V22H18ZM21 21H22V22H21ZM24 21H26V22L24 23ZM86 21H87V22H86ZM241 21H242V19H241ZM243 21H244V19H243ZM252 21H255V20H252ZM257 21H256V22H257ZM20 22H21V23H20ZM64 22H65V20H64ZM80 22H79V24H80ZM96 22H97V23H96ZM98 22H99V23H98ZM127 22H128V25H126ZM157 22H158V21H157ZM261 22H262V21H261ZM16 23H17V24H16ZM27 23H28L29 26L27 25ZM29 23H30V24H29ZM43 23H44L45 27H43V26H44ZM50 23H49V24H50ZM69 23H70V22H69ZM83 23H84V24H83ZM87 23H88V24H87ZM89 23H90V24H89ZM93 23H96V24H93ZM116 23L119 24V25H118V28L115 27V24H116ZM144 23H146V24H144ZM162 23H163V24H162ZM167 23H168V24H167ZM247 23H248V22H247ZM258 23H259V22H258ZM258 23H257V26L259 25ZM263 23H264V20H263V22L261 23V26L259 25V26H260L259 29H262V28L264 29V27H263V26H264ZM7 24H8V23H7ZM18 24H19V25H18ZM66 24L68 25V23H66ZM91 24H92V25H91ZM109 24H111L110 27L114 30L113 32H115V33H111V34H113L114 36L110 34V32H112V29H111V28H110L111 30L109 29V27H108ZM112 24H114V27L112 26ZM117 24H116V25H117ZM142 24H143L144 26L140 27ZM152 24H153V23H152ZM155 24H156V23H155ZM165 24H166V26H165ZM216 24H214L215 27H217ZM251 24H252V22H251ZM251 24H249V25H251ZM254 24H255L254 26L257 27L255 22H254ZM5 25H6V24H5ZM17 25H18V26H17ZM23 25H26L27 27H29V28L26 27V29H30V31H27V30L25 31V30H23V29H25V28L23 27ZM35 25H37V26H35ZM67 25H66V26H67ZM120 25H121V26H120ZM138 25H139L140 28L137 27ZM148 25H149V22H148ZM220 25H221V27H220ZM227 25H228V26H227ZM244 25H245V23H244ZM249 25H248V28L250 27ZM252 25H253V24H252ZM262 25H263V26H262ZM21 26L23 27V29H22ZM48 26L51 27V29L48 28ZM119 26H120V27H119ZM126 26H127V27H126ZM161 26H162L163 28H162ZM179 26H180V27H179ZM246 26H247V25H246ZM254 26H253V27H254ZM6 27H7V25H6ZM19 27H21V28H20L21 30L25 31L23 34L20 33V32H23V31H21V30L19 29ZM33 27H34V28H33ZM38 27H39V28H38ZM125 27H126V28H125ZM134 27H135V26H134ZM181 27H182V28H181ZM190 27H191V26H190ZM32 28H33V29H32ZM36 28L39 29L42 33L45 32V31H46L47 33H43V34H42L41 32H38L39 30L37 31ZM66 28H67V27H66ZM68 28H69V27H68ZM105 28H106L107 31L105 30ZM143 28H144V29H143ZM165 28L168 29V30H166ZM175 28L179 29L180 31L177 30V29H175ZM192 28H193V27H192ZM208 28H204V29H206V31H204L205 34H207L206 32H207V29H208ZM221 28H222V29L225 28V29L222 30ZM251 28H252V26H251ZM251 28L248 29V30H252ZM257 28H258V27H257ZM34 29H35V30H34ZM46 29H47V30L50 29V30L47 31ZM83 29H84V30H83ZM103 29H104V30H103ZM117 29H118V30H117ZM121 29H124V30H121ZM134 29H135L136 31H135ZM138 29H139V30H138ZM161 29H163V30L165 29L166 31H165V30L163 31V30H161ZM189 29H190V32H191V33L189 32ZM194 29H195V28H194ZM18 30H20V32H18ZM32 30H33V31H32ZM43 30H44V31H43ZM108 30H110V32H109ZM144 30L149 31V32H146V31H144ZM152 30L155 31V32H153ZM156 30H157V33H156ZM158 30H159V31H158ZM169 30H170V31H169ZM186 30H188V31H186ZM196 30H197V29H196ZM202 30H203V29H202ZM220 30H222V31H220ZM224 30H225L226 32H228V33L226 34V33L224 32ZM227 30H228V31H227ZM245 30H246V28H245ZM13 31H14V32H13ZM15 31H16V32H15ZM49 31H50V32H49ZM122 31L125 32V35H126V36L124 35V33H123ZM126 31H127V32H126ZM141 31L145 32V34H144L143 32H141ZM171 31H172V32H171ZM217 31H218V30H217ZM242 31H243V30H242ZM252 31H253V30H252ZM254 31H256V30H254ZM257 31L259 32V30H257ZM261 31H262V33H263L264 30H261ZM2 32H1V33H2ZM27 32H28L29 34H28ZM31 32H32V33H34V32H35V33H37V32H38V33H41L42 36H41L40 34H34V35H36V38H34L35 36H34V37L31 36V35H33ZM51 32H52V33H51ZM117 32H121L122 34H121V33H117ZM139 32H140V33H139ZM163 32H165V33H163ZM184 32H188V35H187V33L184 34ZM197 32H199V31L197 30ZM245 32H247V31H245ZM245 32H244V34H246ZM258 32H256V33H257V36H258L259 40L261 41V38H262L261 35H262V34H261V33L258 34ZM19 33H20V34H19ZM25 33H26L27 36L25 35ZM30 33H31V34H30ZM90 33H91V34H90ZM153 33H154L155 35H156V34H159L160 36H162V35L164 34V36H162V38L164 37V39H161V37L159 38L157 35L155 36ZM166 33H169V34H166ZM174 33H175V34H174ZM178 33H179V34H178ZM202 33H203V32H202ZM209 33H208V34H209ZM218 33H220V34H218ZM240 33H241V32H240ZM242 33H243V32H242ZM242 33H241L240 36H241V37L245 36L244 34H243V36H242ZM247 33H248V32H247ZM10 34H13V35H11L12 38L9 37ZM17 34H19V35L17 36ZM85 34H86L87 36H86ZM118 34L121 35L122 37H121V36H118ZM133 34H135V35H133ZM137 34H138V35H137ZM139 34H140V36H139ZM152 34H153L157 39L159 38L160 40H157V39H156V41H155V40L149 38L148 35H150V37H151ZM161 34H162V35H161ZM189 34H190L191 36H190ZM3 35H6L7 38L10 39V40H12V41L9 42V40L5 38L6 36L4 37ZM14 35H15V36H14ZM37 35H38V36H37ZM45 35H46V36H45ZM47 35H48V36H47ZM55 35H56V33H55ZM91 35H92V36H91ZM102 35H103V36H102ZM105 35H107V38H108V36L110 35L111 38L109 37L108 39H109V40L112 39V42H109L108 39L105 38V37H106ZM129 35H130V36H129ZM153 35H152V36H153ZM174 35H175V36H174ZM184 35H185L186 38L183 37ZM216 35H217V37H216ZM218 35H219V36H218ZM13 36H14L15 38L17 37V39L13 40V39H14ZM22 36H23V37H22ZM25 36H26V39H25ZM85 36H86V37H85ZM93 36H94V37H93ZM104 36H105V37H104ZM117 36H118V37H117ZM127 36H128L129 38H128ZM134 36H135V38H136V37H137V38L135 39ZM199 36H198V37H199ZM210 36H211V37H210ZM212 36H214V37H212ZM246 36H247V35H246ZM257 36H256V37H257ZM259 36H260L261 38H260ZM28 37H30V38L33 37V38H31V39H30V38L27 39ZM92 37H93V38H92ZM119 37H121V38H119ZM155 37H154V38H155ZM165 37H167V40H166ZM182 37H183V38H182ZM188 37H189V38H188ZM191 37L194 38L195 40H194V39H191ZM231 37H232V36H231ZM247 37H248V36H247ZM23 38H24V39H23ZM46 38H44V41L46 40ZM122 38H123V39H122ZM124 38H125V39H124ZM131 38H132V39H131ZM142 38H143V40H142ZM152 38H153V37H152ZM172 38H173V39H172ZM179 38H180V39H179ZM187 38L189 39V41H188ZM245 38H246V37H245ZM50 39H51V38H50ZM91 39H92V40H91ZM175 39H176V40H175ZM181 39H183V40H181ZM184 39H185V41H187V42H185ZM186 39H187V40H186ZM215 39H216V40H215ZM232 39H233V40H232ZM5 40H6V41H5ZM18 40H20V41L18 42ZM27 40H28V41H27ZM86 40H87V39H86ZM102 40H103V41H102ZM124 40H126V41H124ZM137 40H138L139 42H137ZM141 40H142V41H141ZM151 40H152V41H151ZM161 40H163V41H161ZM164 40H165V41H168V42H165ZM177 40H178V41H177ZM214 40H215V41H214ZM237 40H238V39H237ZM242 40H244V39L242 38ZM245 40H246V39H245ZM3 41H4V42H3ZM24 41H25V43H24ZM41 41H42V43H41ZM114 41H115V42H114ZM123 41H124V42H123ZM129 41H130V42H129ZM144 41H147L148 43H149V41H150L152 45H153L154 43H155V45H158L159 43H156V42H160V44H159L158 46L160 47V45H163L164 47L161 46V47L159 48V47L157 46V48H155V46H152L151 44H148V43H147L148 45H146V43H145ZM170 41H171V42H170ZM193 41H194V42H193ZM13 42H14V43H13ZM15 42H16V44H15ZM32 42H31V43L29 42V43H30L31 45H32L33 43H36L35 46H37V45H38V46H41L39 43H37V42H35V41H34L33 43H32ZM103 42H105V45H104V46H103ZM107 42H108V43H107ZM118 42H119L120 44H118ZM128 42H129V43H128ZM143 42H144V43H143ZM152 42H154V43H152ZM164 42L166 43L165 45L163 44ZM189 42H190V43H189ZM202 42H204L205 44L203 43V45H202ZM210 42L212 43V47H211V43H210ZM240 42H242V41H240ZM246 42H247V41H246ZM11 43H12L13 46H11ZM21 43H24V44H21ZM46 43H47V42H46ZM109 43H111V44H110L111 46L109 45ZM179 43H180L181 45H180ZM186 43H187V44H186ZM236 43H237V42H236V38H235V37H232V38L230 39V44H229V47H228V59H227V60H228V63H227V66H228V67H227V66L222 67L221 70H219L220 72H219V71H216L215 73H217V75H216L215 73L213 74L214 84L216 83L215 85H217V86H215L214 84H212V85H210V87H209L208 89H207V88H206V89H201V91H202L201 94H202L203 98L205 99V101L207 100L206 103H205V101H204V104H205V105H204V110H205V112H204V115L202 116V117H203L202 120H203L204 122H206V121L209 119V116H210V115L215 116L216 113L218 114V115L216 114L217 116H215L216 119H217V121H216L215 118H214V120L216 121V122H214V123H215V124L218 123V124H216V125H218V126L214 125V127H216V128L218 129V131H217L216 128H215V130H216L218 133L216 132V133H217V137H214V139L216 140V142H217V141H218V142H217V144H214V146H215V147H216V146H217V147L219 146V149H220V147H221V149H222V148H224V147H223V145H224V146L226 147V148H224V150H225V149L227 150V146H226V144H223V143H227V136H228V135H227V134H228V126H227V123H226L225 121H229V120H226V119H227L226 117H228L226 114H229V113H228L229 110L226 109L227 107H225V106H228V108H229V105H228V104H231V103H229V102H231V99H230V101H228V100H229V97H230L229 95L232 94V91H233L234 89L236 90V88H237V90H239V89L241 88V86H242V83H243V82H244L243 84L246 83L245 80H244L242 83L240 82V81H242L241 78H243V75H244V74H245V75H246V74H247V75H250V74H251V75L248 76V77L251 78L252 80H251V79H248V80L251 81V84H252V85L254 84V86H256V85L258 84V87H257V90H256V91H257L258 93L262 91L261 94H263V95H262L263 97H261L260 93H259V96H258L257 93H253V92H255V90H253V89H255V88H253L254 86H252V88H250V89L253 90V92H251V93L256 94V95H255L256 97H255V96H252L253 94L249 93V95L251 94L252 97H251V96L249 97V95H247L249 98H246V95L243 93L242 90H240V91H242V93L244 94V95H243V94L241 93V94L244 96V97H243V105H244V102H245V104H248L249 106H251L250 104L253 103L252 106H251L253 109H255V108L257 109V108H260V106H264V99H263V98H264V90H263V89H264V85H263V86L261 85V84H263V82H264V64H262V63L264 62V58L262 59V56H263V55H262V54L260 55V56H261V59H259L260 56L257 55V54H256L257 59L255 58V54L252 55V56H254V58H252L251 63H252V61L255 59V60L253 61V64H255V65H253V66L250 67V68H251V71H252L253 73H255V75H253L252 72L250 73V71L247 72V73H245L246 70L249 69V68H247V66L245 67V65H243V64H241V63H242V59H243L245 56H246V57H245V62H246V60H247L246 58H248V56H249V54H250V52H251V49H248V50H250V52H248L249 54H248V53L244 54L245 52H247V49H246L245 47L242 48L241 45L238 46V45H237L238 43H237V44H236ZM242 43H243V42H242ZM2 44H3V45H2ZM9 44H10V45H9ZM20 44H21V45H20ZM99 44H98V45H99ZM124 44H127V45H124ZM167 44H168V47L171 46V45L174 46V47L170 48V52H169L170 55L167 54L168 51H169V48L166 49V48H167ZM178 44H179V46H178ZM183 44H184V45H183ZM240 44H241V43H240ZM22 45H23V46H22ZM93 45H94V46H93ZM96 45H97V44H96ZM101 45H100V46H101ZM117 45H118V47H117ZM129 45H130V46H129ZM149 45L152 46L151 48H153V47H154V48H153V49H151V48L149 49V48H148V47H150ZM188 45H190V46H189L190 48L188 47ZM201 45H202V46H201ZM231 45H232V47H231ZM242 45H243V44H242ZM32 46H33V45H32ZM38 46H37V48H38ZM109 46H110V47H109ZM113 46H114V47H113ZM124 46H125V47H124ZM128 46H129V48H128ZM132 46H133V47H132ZM134 46H135V47H134ZM138 46H139V47H138ZM144 46H145V47H144ZM146 46H147V47H146ZM240 46H241V47H240ZM243 46H244V45H243ZM13 47H14L15 49H14ZM87 47H86V48H87ZM98 47H99V46H98ZM102 47H101V48H102ZM123 47H124V48H123ZM137 47H138V49H137ZM140 47H141V48H140ZM176 47H178V49H177ZM230 47H231V48H230ZM239 47L242 48L243 51H244V49H245L244 53H243V51H242L241 49L239 50ZM3 48H4V50H3ZM6 48H7V49H6ZM113 48H115L116 50L113 49ZM117 48H118V50H117ZM130 48H132V49H130ZM133 48L136 49V50H134ZM164 48L167 50V52L164 50ZM187 48H188V50H187ZM204 48H205V49H204ZM247 48H248V47H247ZM5 49H6V50H5ZM12 49H13V50H12ZM95 49H96V51H95ZM107 49H109V52H108ZM110 49H111V50H110ZM174 49H177L178 52H177V50H174ZM180 49H182V50H181L182 53H180ZM190 49H191V50H190ZM231 49H232L233 51H232ZM100 50H101V52H100ZM156 50H157L158 52H157ZM163 50L165 51V55H164V51H163ZM172 50H173V51H172ZM189 50H190V51H189ZM201 50H200V51H201ZM234 50H235V51H234ZM3 51H4V52H3ZM5 51H6V52H5ZM94 51H95V52H94ZM120 51H121V52H120ZM149 51H151V52H149ZM153 51H154V52H153ZM159 51H160V52L162 51V53H159ZM175 51H176V52H175ZM187 51H189V52L186 53ZM231 51H232V52H231ZM83 52H81V54H82ZM103 52H104L105 54H104ZM114 52H115V54H114ZM129 52H130V53H129ZM142 52H143V53H142ZM145 52H146V53H145ZM190 52H191V53H190ZM201 52H202V51H201ZM42 53H43V55H44V50H43V49H42ZM42 53H39V52L37 53V52H35L34 55H35V56L37 55V56L39 57V54H40V56H41ZM84 53H86V52H84ZM88 53H87V54H88ZM107 53H109V54L107 55ZM131 53H132V54H131ZM155 53H157V54H155ZM171 53H172V54H171ZM176 53H177V55H176ZM189 53H190V57L187 58V59L190 60L189 63H192V65L190 64L191 66H189L188 62L186 61L187 59H183V57H187V55H188ZM240 53H241V54H244L245 56H243L242 58H240V57H239V54H240ZM251 53H252V52H251ZM139 54H140V55H139ZM151 54H152V56H151ZM154 54H155V55H154ZM161 54H163L164 56H163V55L161 56ZM181 54H182V55H181ZM184 54H186V55H184ZM3 55H4V56H3ZM46 55H47V54H46ZM46 55H44V57H47ZM84 55H86V54H84ZM84 55L82 54L81 57L84 56ZM89 55H90V54H88V55L85 56L86 59H87V56H89ZM141 55H142V56H141ZM147 55H148V56H147ZM158 55H159V56H158ZM171 55H172V56H171ZM174 55H175V56H174ZM194 55H195V56H194ZM5 56H6V57H7V56H8V57L10 56V57H9V61H10V62L7 61V60H8V57L5 58ZM29 56L31 57V55H29ZM35 56H32V59H34ZM37 56H36L35 58H37ZM111 56L114 57V58H112ZM128 56H129V57H128ZM140 56H141V57H140ZM155 56H156V58H155ZM160 56H161V57H160ZM169 56H170V57H169ZM188 56H189V55H188ZM230 56H231V57H230ZM240 56H242V55H240ZM252 56H250V57H252ZM258 56H259V57H258ZM3 57H4V58H3ZM110 57H111V58H110ZM117 57H118V58H117ZM147 57H148V58H147ZM149 57H150V58H153V61H152V62H151L150 60L147 61V59H149ZM159 57H160V59H159ZM250 57H249V60H250ZM2 58H3V59H2ZM11 58H12V59H11ZM58 58H59V57H58ZM58 58H57V59H58ZM90 58H91L90 60H95L94 58L92 59L91 55H90ZM137 58H138V59H137ZM154 58H155V59H154ZM157 58H158V59H157ZM190 58H191V59H190ZM193 58H194V59H193ZM239 58H240L241 60H240ZM10 59L14 62V65H13V63H12V61H11ZM32 59H31V60H32ZM86 59H85V60H86ZM108 59H109V60H108ZM133 59H135V60H133ZM136 59H137V60H136ZM145 59H146V62L144 61ZM156 59H157V60H156ZM229 59H230V60H229ZM258 59H259V61H257ZM4 60L7 61V62H6L7 65H6V67H5L7 71L5 70V68H4V66H3V62H5ZM34 60H35V59H34ZM113 60H114L115 62H114ZM140 60H141V61H140ZM142 60H143V61H142ZM32 61H33V60H32ZM122 61H125V63H123ZM177 61H178V60H177ZM236 61H237V62H236ZM243 61H244V60H243ZM8 62H9V63H8ZM17 62H18V63H17ZM94 62H95V61H94ZM103 62H105V63H103ZM186 62H187V63H186ZM261 62H262V63H261ZM10 63H12V65H11ZM85 63H86V61H85ZM182 63H183V64H182ZM248 63H249V62H248ZM251 63H250V65H252ZM8 64H9V65H8ZM15 64H16V65H15ZM21 64H22V65H21ZM34 64H36V66H33V67H37L38 69H40V68L43 66V64H41V63H39V62H35ZM230 64H231L232 67H231V66L229 67ZM232 64H233V65H232ZM245 64H246V63H245ZM261 64H262L263 66H261ZM20 65L23 66V68H24L25 70H24V69L22 70V68H21ZM179 65H180V66H179ZM186 65H187L188 67H187ZM241 65H243V68L241 67ZM247 65H248V64H247ZM2 66H3V67H2ZM8 66H11L12 69H13V68H17V69H18V72H17V69H16V70L13 69V71H11V68L9 69ZM19 66H20V70H19ZM65 66H66V68H68L67 65H64L63 67H65ZM97 66H96V63H95V67H96V68H97ZM105 66H102V67H105ZM182 66H185V68L182 67ZM233 66H234V67H233ZM235 67L237 68V70H235V69H236ZM244 67L247 68V69H245ZM28 68L30 69L31 67H28ZM28 68H27L26 72L30 71V70H28ZM49 68L51 69V68H53V67L50 66ZM182 68H183V69H182ZM226 68H227V69H226ZM228 68H230V69H228ZM240 68L243 69V70L245 69V72L242 70V73H244V74H241V73H240V72H241V69H240ZM254 68H255V69H254ZM1 69H4V70H1ZM50 69H48V72H49ZM54 69H57V68H56V65H54ZM61 69H62V68H61ZM194 69H195V68H194V65H193V68L190 69V71L187 70V71H189V74H188L189 77L186 76L185 81L183 80L184 78L181 80V81H183V83L186 82V81H187V82H188V81L190 82L189 84L187 83L186 86L189 87V88H191V89L186 88V86H182V87L185 88V89H189V90H191L193 93H195V91H193L194 89H192V88L194 87L195 84H192V83H194V82H198V80L200 79L199 76L196 75V72L193 71ZM239 69H240V72H238ZM8 70H10V71H8ZM51 70H52V69H51ZM63 70L65 71V68H64ZM68 70H69V69H68ZM191 70H192V71H191ZM226 70H227V71H226ZM233 70L236 71V72H234ZM249 70H250V69H249ZM254 70H255V72H254ZM15 71H16V72H15ZM21 71H22V72H21ZM60 71L62 72V70H60ZM66 71H67V69H66ZM66 71H65V73H66ZM229 71H230L231 73H230ZM232 71H233V72H232ZM247 71H248V70H247ZM8 72H9V73H8ZM11 72H12V73H11ZM13 72H14V73H13ZM23 72H24V73H23ZM180 72H181V71H180ZM223 72H224V73H223ZM262 72H263V74H262ZM15 73H16V75H15ZM54 73L58 74L57 71H56V72L52 71V74H54ZM63 73H64V72H63ZM69 73H70V71H69ZM69 73H68V71H67V75H68ZM130 73H131V72H130ZM145 73H147V72H143L144 75H143V74H140V73H136V72H134V75L136 76V75L138 74V75H137L138 77H137V76H136L137 78H132V77H131V80H133V81H132V84H133V85H135V84L137 83V84L135 85L136 88L133 89L134 86L132 85L133 88H132V89H129V91L131 90V92H137V96H132V95L129 96L128 100H129L130 102L127 100V103H128V104H127V108H126V111H125L126 113L124 112L121 116L119 115V116H117L116 119H115L117 122H118V120H119L120 117L122 118L123 121L126 120V121H124V123H126V124H122V125L124 126V128H122V127H123L122 125H120V127L122 126V127H121L122 129H126L125 125L127 126V130H126V131H128L129 133H127L125 130H124V131L122 130V131H123V132H126L125 137H127L128 140H129V139L132 140V138H133V134L131 133L132 131H131V128H130V127H132V125H133V123H134V121H135V116H136V115H135V112L137 111V105H136V103H138V102L140 101V98H141V100H142V99L145 97V95L148 94L147 92H149V90L152 91V89H150L149 86H148L149 83H152V84H154V85H155V83H156L155 80H154L156 77L154 78L153 75H151V73H149V72H148L147 74H145ZM194 73H195V76H194ZM221 73H222V74H221ZM237 73H239V74H237ZM248 73H250V74H248ZM11 74H12V76H11ZM22 74H23V75H22ZM49 74L51 75V71L49 72ZM56 74H54V75H55L54 78H57L58 80L62 78V73H61V75H60V72H59L58 76H57ZM132 74H133V73H132ZM148 74H149V76L151 75L153 78H152V77H151V78H148V80H147V78H145L146 80L143 79V77L140 78L142 75L145 76V75H148ZM218 74H220V75H218ZM227 74H228V76H227ZM230 74H231L233 77H231ZM5 75H4V76H5ZM139 75H140V77H139ZM191 75H193L194 77L192 78ZM221 75H223V76L221 77ZM239 75H240V76H239ZM245 75H244V77H245ZM247 75H246V76H247ZM1 76L4 77L3 75H1ZM56 76H57V77H56ZM59 76H61V77H59ZM64 76H66V75H64ZM115 76H114V77H115ZM135 76H134V77H135ZM196 76H197V78H196ZM215 76H216L218 79H217ZM241 76H242V77H241ZM5 77H6V76H5ZM14 77H15V78L17 77L16 80H13V79H15ZM49 77H50V76L48 75V80H49V81L47 80L48 83L51 81ZM145 77H147V76H145ZM248 77H247V78H248ZM20 78H21L22 80H21ZM51 78H53L52 75H51ZM63 78H64V77H63ZM187 78H188L189 80H188ZM190 78H191V79H190ZM195 78H196V79H195ZM215 78H216V79H215ZM230 78H231V79H230ZM233 78H234V79H233ZM247 78H246V79H247ZM3 79H4V78H3ZM57 79H55V80H56V84H55V81H54L53 79H52V81H51V82L54 81L53 83L55 84V86H54L55 88H56L57 86H59V84H58L59 81H58ZM138 79H139V80H138ZM222 79H223V81H222ZM235 79H238L239 81L237 80V81H238V84H237V86L235 85V88H234V87H233V86H234L233 81H234ZM255 79H257V80H256L257 82H256V81H253V80H255ZM258 79H259V80H258ZM261 79H262V80H261ZM19 80H20L21 82H20ZM23 80H24V81H23ZM153 80H154V81H153ZM193 80H196V81H193ZM215 80H218L219 83H218V81L215 82ZM227 80H228V81H227ZM229 80H230V81H229ZM232 80H233V81H232ZM260 80H261V83H260ZM2 81H3V80H2ZM13 81H14V82H13ZM47 81H46V82H47ZM57 81H58V82H57ZM114 81H115V83L113 82V84L115 85V92H116L117 95H119L118 92H121V91L118 90L119 88L117 87V86H118V78L115 77V80H114ZM135 81H137V82H135ZM138 81H139V82H138ZM150 81H153V82H150ZM235 81H236V80H235ZM46 82H45V84H46ZM51 82H50L49 84H51ZM221 82H223L224 84H222ZM252 82H253V83H252ZM43 83H44V82H41L40 85H42ZM48 83H47V85L44 84V85H45L44 87H48V86H49ZM138 83H139V84H138ZM178 83H179V85L182 84V83L179 82V81H178ZM178 83L175 84V86H178ZM220 83H221L222 85H221ZM226 83H227V86H226ZM239 83H241V84H239ZM249 83H250V82H249ZM249 83H248V84H249ZM255 83H256V85H255ZM8 84H7V86H8ZM21 84H22V85H21ZM218 84H219V85H218ZM229 84H230V85H229ZM248 84H247V85H248ZM51 85H52V86H51ZM51 85H50V86H51L52 88H51V90H50V88H47L48 91H52V89H53V84H51ZM190 85H191V86L193 85V86L190 87ZM220 85H221V86L225 85V86L220 87ZM231 85H233V86H231ZM238 85H239V87H238ZM245 85H246V84H245ZM247 85H246V87H247ZM9 86H10V84H9ZM18 86H21V87L19 88ZM22 86H23L24 88H23ZM42 86H43V85H42ZM164 86H165V85H164ZM164 86H162L161 89H166V88H167V89H170L169 87H166V88H165ZM175 86H174V88H176ZM250 86H251V85L249 84L247 88H249ZM59 87H60V86H59ZM59 87L56 88V89H59ZM182 87L180 88V87L178 86V88H180V89H178V90H181ZM216 87H218V88H216ZM246 87H244V88H246ZM55 88H54V89H55ZM219 88H222V89H219ZM225 88H226V89H225ZM230 88H231L232 91L230 90ZM247 88H246V89H247ZM262 88H263V89H262ZM14 89H15V88H14ZM143 89L145 90L144 92H143ZM147 89H148V90H147ZM227 89H228V92L226 91ZM246 89H245V90H246ZM250 89H249V91H248V90H247V91L250 92ZM259 89H260V90H259ZM81 90H82V89H81ZM183 90H184V89H183ZM183 90L178 91V92H176V93L179 94V93L181 92L180 94L182 95V94H186V92H187V94H188V92H189V94H190V92H191V91H187V90H186V92H185V90H184L185 93H184V92L182 93ZM198 90H199V89H198ZM205 90H206V94H207V92L209 93V95L207 94L209 97H208L206 94H204V93H205ZM237 90H236V91H237ZM243 90H244V89H243ZM252 90H251V91H252ZM199 91H200V90H199ZM219 91H220V93H218ZM222 91H223V92H222ZM224 91H225V92H224ZM240 91H238V93H240ZM52 92H53V91H52ZM52 92H50L51 94L47 92L48 94H50L49 97L52 95ZM145 92H146V94H145ZM196 92H197V91H196ZM215 92H217L218 95H217ZM244 92L246 93V91H244ZM222 93H223L225 96H224ZM227 93H228L229 95H228ZM48 94H47V96H48ZM210 94L212 95L213 98H211V95H210ZM220 94H222V96H220ZM53 95H54V93H53ZM139 95H140V96H139ZM213 95H214V96H213ZM215 95H216V97H215ZM226 95H227V96H226ZM14 96H15V95H14ZM16 96H17V95H16ZM16 96L14 97L15 101H16V99L18 100V98H17ZM61 96H62V95H61ZM142 96H143V97H142ZM179 96H180V95H179ZM51 97H53V96H51ZM205 97H207V98H205ZM214 97H215V98H214ZM217 97H218L219 99H218ZM253 97H254V100H253ZM260 97H261V98H260ZM54 98H55V96L52 98V99H53V101H52V100H50L51 98L49 99L48 97H46V99L48 100L47 103L49 102V100H50V102L52 101V103L54 102L55 105H54L53 107H55V109H56V105H57V107H58V105H61V103L59 102V101H61V100H58L57 98H55V99L57 100V102H59V103H55L56 100H55ZM58 98H60V97L58 96ZM61 98H63V96H62ZM210 98L212 99V102H213V103H212V102H211V103L209 102V101H211ZM227 98H228V99H227ZM244 98H245V99H250V100L252 99V100H251V101L249 100V103H247L248 101L244 100ZM255 98H256V99H255ZM130 99H131V100H130ZM136 99H137V100H136ZM213 99H215V100H213ZM225 99L227 100V102H225V101H226ZM1 100H2V99H1ZM1 100H0V102H1ZM54 100H55V101H54ZM221 100H222L223 102H222ZM224 100H225V101H224ZM137 101H138V102H137ZM219 101H220V103H218ZM252 101H253V102H252ZM254 101H255V102H254ZM11 102H12V103H11ZM62 102H63V101H62ZM214 102H215V103H214ZM224 102H225L226 105H225V104L223 105ZM256 102H257V103H256ZM13 103H14V101H12V100L9 101V103L7 104V107H6V104L3 102V100H2V103H0V138H1V139H0V150H1L2 148H4L5 145H6V146H9V147L4 148L3 151L5 152L6 150H9L8 152H9V153L11 152V153L13 154V152L11 151V150H13V147H12V146H14V149H16V150H14V152H16L17 150L20 149L19 146H21V148H22V146L24 147V144L27 142L26 144L29 145V146H27V148H29V149L27 150L28 153L25 154V155H27L26 157H28V154H30V153H29V150H30V152L33 150L32 152H34V153L32 154V156H33V155L36 156V154H37L38 151H39V150H38L39 148H38L37 146H36V147H37L38 149H37L36 147H34L35 144L32 145V144H31L32 142H30V140H28V139H26V140L24 139L25 142H23V139H21L22 137L24 138V136H22L23 132H22V134L20 135V136H22L21 138L19 137V134L16 133V132L18 131V130H16V129H19V126H18L19 124L17 123V118H16L17 116H16L15 113H14L15 108H16V107H15L16 102H15L14 104H13ZM130 103H133V104H130ZM11 104H12V105H11ZM129 104H130V105H129ZM134 104L136 105L135 107H134ZM214 104H217L216 106L219 105V106H218L219 108H218V107H215ZM256 104H257V105H256ZM4 105H5V106H4ZM131 105L133 106V108H132ZM206 105H207V106H206ZM222 105H223V106H222ZM3 106H4L5 108H3ZM209 106H211V107H209ZM212 106H214L213 108H214V109L216 108V109H215V110H212V109H213ZM230 106H231V105H230ZM253 106H254V107H253ZM255 106H256V107H255ZM220 107H221V108H220ZM223 107H225V108H223ZM58 108H61V107L59 106ZM129 108H130V110H129ZM131 108H132V109H131ZM135 108H136V109H135ZM208 108H209V109H208ZM211 108H212V109H211ZM55 109H53V111H56V110H57V109H56V110H55ZM127 109L129 110V112H128ZM134 109H135V110H134ZM210 109H211V110H210ZM218 109H221V110L219 111ZM229 109H230V108H229ZM263 109H264V107H263ZM207 111H208V112H207ZM209 111H211V112H209ZM217 111H218V112H217ZM127 112H128V116H127ZM132 112H133V113H132ZM210 113H211V114H210ZM212 113H213V114H212ZM224 113H225V114H224ZM221 115H223L222 118H220ZM122 116H123V117L126 116L127 118H126V117L123 118ZM205 116H206V117L208 116V117L206 118ZM219 116H220V117H219ZM118 117H119V118H118ZM133 117H134V118H133ZM218 117H219V118H218ZM31 118H32V114H31ZM121 118H120V120H121ZM128 118H129V120H131V121L127 122V121H128ZM204 118H205V119H204ZM133 119H134V120H133ZM221 119H222V120H221ZM6 120H7V121H6ZM12 120H13V121H12ZM24 120H25V119H24ZM24 120H23V121H24ZM26 120H28V119H26ZM122 120H121V123H123ZM219 120H221V121L219 122ZM8 121H11V122H8ZM18 121H19V120H18ZM132 122H133V123H132ZM25 123H26V121H25ZM121 123H120V121H119V123H118V124L116 123L115 125L118 126V125L121 124ZM221 123H222V124H221ZM223 123H224V125H223ZM12 124H13L14 126H13ZM17 124H18V125H17ZM21 125H22V123H21ZM23 125H24V124H23ZM25 125H26V124H25ZM25 125L23 126L24 128L26 127ZM115 125H114V127H115ZM226 126H227V127H226ZM12 127H13V128H12ZM17 127H18V128H17ZM120 127H119V128H120ZM218 127H219V128H218ZM223 127H224V128H223ZM116 128H118V127H116ZM121 128H120V129H121ZM220 128H221V129H220ZM222 128H223V129H222ZM120 129H119L118 131H119V132H122ZM219 129H220V131H219ZM25 130H26V129H25ZM25 130H24V131H25ZM139 130H140V129H139ZM139 130H138L137 133L140 134ZM221 130H222V131H221ZM130 131H131V132H130ZM140 131H142V130H140ZM143 131H144V130H143ZM143 131H142L141 134H145V133H143ZM219 132H220V134H219ZM261 132H262V131H261ZM261 132H259V133L261 134ZM16 134H17V136H16ZM122 134H123V133H121L120 135H122ZM127 134L131 135L130 138H128L129 135H127ZM141 134H140V135H141ZM224 134H225V135H224ZM205 135H207V134H205ZM218 135H219L220 137H219ZM243 135H244L243 138H245V140H247V142H245V140L242 138V142H243L242 146H246V148L249 147V148H252V149H254V150H256L257 147H258L257 149L261 148V146H259L260 143H259V145H258L257 141H258V142H262V139H263V136H264V133H263V132H262V135H263V136H262V135H260V136L258 135V136H257V134H255L257 137H256L255 135H252V137L255 136L256 138H255V137L252 138V137L250 136L249 140L245 137V134H244V133H243ZM3 136H4V137H3ZM246 136L249 137V135H247V134H246ZM261 136H262V137H261ZM15 137H16V138H15ZM141 137L144 138L143 135H142ZM218 137H219V138H218ZM222 137H223V139H222ZM258 137H259V138H258ZM260 137H261V138H260ZM3 138H4V139H3ZM6 138H7L8 140H7ZM145 138H146V136H145ZM225 139H226V140H225ZM257 139H258V140H257ZM259 139H260V141H259ZM5 140H6V142H5ZM9 140H10V141H9ZM15 140H16V141H15ZM27 140H28V141H27ZM131 140H130V141H131ZM224 140H225V141H224ZM3 141H4L5 143H4ZM19 141H20V142H19ZM223 141H224V142H223ZM8 142H9V143H8ZM28 142H29V143H28ZM10 143H11V146L9 145ZM17 143H18L19 145H18ZM21 143H22L23 145H22ZM248 143H250L251 145H249ZM253 143H254V144H253ZM256 143H257V147L255 148L254 146H255ZM262 143H263V144H262ZM262 143H261V145H262V147H264V146H263V145H264V142H262ZM2 144H3L4 146H3ZM7 144H8V145H7ZM26 144H25V145H26ZM220 144H221L222 146H221ZM246 144H248V146H247ZM2 146H3V147H2ZM250 146H253L254 148H253V147H250ZM10 147L12 148L11 150H10ZM8 148H9V149H8ZM18 148H19V149H18ZM33 148H34V149H33ZM35 148H36V149H35ZM130 149H131V148H129V151H130ZM221 149H220V153H219V155H217V158L220 157V159L223 158L222 156H224V155L226 154V151L223 150V153H224V154H223L222 151H221ZM35 150L37 151L36 154H35ZM131 150H132V149H131ZM260 150H261V152H259ZM260 150H259V151H251V150H250L251 153H248V154H249V155H251V154L254 155V154H255V155H256V161H259V163L257 162L258 165H259L260 163H262L263 165L261 164V166H264V162H260V161H262V158L260 157L261 159H260V158L258 159V157L260 156V155H258V152H259V154L262 153V152H264V151H262V150H264L263 148H261ZM1 151H2V150H1ZM1 151H0V154H1ZM3 151H2V154H1L2 157L8 155V154H5L6 152L4 153ZM17 152H19V151H17ZM17 152L15 153V156H16ZM32 152H31V153H32ZM256 152H257V154H256ZM12 154H10V156L8 155L9 158H11V163L14 162V158H13V161H12V157H14V156L11 157ZM19 154H20V152H19ZM221 154H222V155H221ZM243 154H244V153H243ZM262 154H263V153H262ZM255 155H254V157H255ZM257 155H258V157H257ZM1 156H0V158H2ZM8 156H7V157H8ZM32 156H31V157H32ZM34 156H33V157H34ZM225 156H226V155H225ZM261 156H262V155H261ZM7 157H5V158H3V159H6V160H4V161H8V163L10 164V160H9ZM17 157H19V155L16 156V159H17ZM20 157H21V156H20ZM251 157H252V158H251ZM251 157H250L251 159H253V160L255 159L252 155H251ZM262 157H263V161H264V154H263ZM3 159H2V160H3ZM7 159H8V160H7ZM257 159H258V160H257ZM18 160H19L18 162H21V161H20L21 158H18ZM223 160H225V158H223ZM15 161H17V160H15ZM221 161H222V160H220V162H221ZM126 162H127V167H125V168L128 170V169L131 168L132 165H131L130 163H132V162L130 161V159H129V161H126ZM126 162H125V163H126ZM119 163H120V165H121V163L124 164V162H122V161L119 162ZM221 163H222L223 166L225 165L224 167L221 166L222 169L219 168L220 165H221ZM221 163H220V165H219V167H218V172H219V170H220L221 172H222V171H223V172H222V173H221V172H220V173L216 172L217 175H219V178H220L219 181H220V182L216 179V182H215L216 184L214 183V184H215V185H214L212 181H210V182H209V181L206 182L207 180H206V179L204 180L203 177L201 178L202 180H200V178L198 179V181L200 182V184L197 182V180H196L195 184H194V182H193V181H195V180H193L191 183L188 182L189 185H188L187 193L190 194V195H188V194H186V193L182 195V193H181L180 191H178V194H177L178 196L176 195V198H174V199H173V198H168V197H166V198L164 197V199H163V197L160 198V199H163L164 201H163V200L161 201L160 199H158V200H160L161 202H158V207H156V209H155L156 213L158 212L157 214H156L155 212H154V214L152 213L154 210L151 212V210H150L151 207H150V209H149V204H151V203H149V201H148L149 198H148V200H146V199H147V197H146V199H144V200H146V201L148 202V203H147V204H148V207H147L146 209L150 210L151 213H150V212L148 213V211H147L146 209H145V210H146L147 212H146L145 210H143V211L145 212V214L148 213L149 216H148V215H147V216H148L149 218L152 217L151 220H150L148 217H147V219H149V220H147V219L144 220V222L146 221L145 223L148 225V227H147V225L144 223V224H145V227H147L146 230L149 229L148 231H145L146 233L143 231L144 226L141 227L142 225H140V224L142 223V220H143V219H141V221H140V218H139V217L142 216V215L140 216V212L143 213L142 209H141V211L138 212V213H137V212H136V213L134 212V211H136V210L138 209V208H136L138 204H140V205H138L139 208H143V207L145 206L144 204H146V203H144V202H146V201H144V202L142 201V203H144V204H142V203H138L137 201H135V199L133 200L134 197H132V196H133L134 188H133L132 181H131V183H129V184H127V185L125 184V185L120 186V189L122 188V190H123V191H122V190L119 189V190L122 192V193L120 192L121 194H118V193H119V190H118L119 187H117L116 189H117L118 193L116 192V202L118 201L119 203H117V204H119V205H117V204H115V205H116V207L118 206L117 208H120L119 206H121V205H122V206H121V208H120L121 210L119 209V210H120V211H119V214H118V213H117V214L114 213V214H115L117 217L120 215V213H121V215H120L121 217H122L123 215H124V217H125L126 214L128 215V217L126 216V217H127L126 219H125L124 217H123V219H121V217H119L120 219L118 218V221L120 222L121 220H123V221H121L120 223H121V224H124L123 226H126L127 224L129 225V223H128V221H127V224H126L125 220H128V218H129L130 225H129V227H128V226H127V227H128L129 229H130V228H131V229L129 230L130 233H129V231L127 232V233H129V234L127 235V240L130 241V242L128 241L129 244H130L131 242H132V244L130 245V252H127L128 250L125 251V249H124V252H123V250H122L123 253H119V252H117V251H120V252H121V249H122V248H121V249L119 248L120 250L118 249V247H113V249L111 248L110 251H108V252H106V253L104 254V255L106 256V257L104 256V258H106V261H107V262H109V261L112 260L110 263H107V264H111V263H112V264H118V262H120L119 264H121V262H122L123 264H124V263H125V264H128L129 261H132V262H130V264H139V263H142V264H169V263H170V264H175L176 261H177L176 264H178V263H180V264H217V263H218V264H234L235 262H236L235 264H246L244 260H245V257H246L245 255H246V250H247L246 248H247V245H246L245 243L243 244V242H245V240L248 239L252 234H250L251 232H250L249 230H248V232L246 231L244 225L246 224L247 226L251 227V226L253 225V223L255 222V220H257V217H258V218H262V217L264 216V201H263V200H264V199H263V198H264V186H263V185H264V183H263L264 181L262 182L263 185L261 184L262 187L259 185V186H260L259 190H260V192H261L262 194H261V193H258L259 195H261L260 198H261L262 200L259 198V196H258V194H257V192H259V190L257 189V187H255L256 189H254V191H255V190H257V191H255L254 194H253V191H252V190H249L248 192H249L250 195H251L250 192H252V196L254 195L253 197H255V195H257L258 198H259V200H261V201H259V200L257 201V198L255 199V198L251 197L249 194L246 193V194H244V196H246V197H248V198H246V197L243 196L244 199H246L245 202H244V200H243V197H242V200L239 199V201H241V203H240V202H239L238 204L236 203L237 205H236V207H235V209H234V210H235V213H234L232 203H230L231 201H229V200H231V198H230V197H227L228 195L230 196V193H229V191H228L229 189L226 188V190H225V186H226L227 184L225 185L226 181H225V180H222V179H225V178H223V177H226V175H224L223 173L227 174V172L224 171V168H225L226 171H227L226 164H224V163H227V162L225 161V162H221ZM257 163H256V164H257ZM9 164H8V165H9ZM13 165H14V164H13ZM9 167H10L11 170L13 169V168H11V167H13L11 164L9 165ZM122 168L125 169L124 167H122ZM178 168L181 169V167H178ZM178 168H177V169H178ZM180 169H178V170H180ZM13 170H15V169H13ZM181 170H182V169H181ZM181 170L178 171V172L175 170L174 172H175L176 175H177V173L180 175V174L182 173ZM216 171H217V170H216ZM130 172H131V171L129 170V172H128V174H127V176H128L127 178H129L130 180H133V178H134V176H133V172H131L132 175H131ZM183 174H184V172H183ZM222 174H223V175H222ZM220 175H222L223 177L220 176ZM131 176H132V177H131ZM177 176H178V175H177ZM184 176H185V175H183V178H185ZM180 177H182V174H181ZM215 177H216V176H215ZM217 178H218V177H217ZM217 181H218V182H217ZM223 181H225V182L223 183ZM202 183H203L204 185H203ZM206 183H207V184H206ZM219 183H221V184H219ZM192 184H193V185H192ZM196 184H197V185H196ZM208 184H209V186H208ZM210 184H212V185H210ZM217 184H218V186H217ZM194 185H195V186H194ZM198 185H199L200 187H199ZM193 186H194V187H193ZM210 186H211V187H210ZM216 186H217L218 188H217ZM219 186H220V187H219ZM222 186H224V188H223ZM227 186H228V185H227ZM259 186H258V187H259ZM128 187H129V188H128ZM196 187L198 188V190H197ZM206 187H207V188H206ZM213 187H214V188H213ZM8 188H9V189H8ZM10 188H11V187H10L7 183H5V182H1V181H0V190H1V189H2V191H5V190H6V191L8 192V195H9V191L12 189V188H11V189H10ZM124 188H125V191H126V192L124 191ZM126 188H127V190H126ZM192 188H194V189H193L194 191L192 190ZM205 188H206V189H205ZM208 188H209V190H208ZM210 188H212V189H210ZM7 189H8V190H7ZM129 189H130V191H129ZM217 189H218V190H217ZM13 190H14V189H12V194L14 193ZM131 190H133V191L131 192ZM204 190H205V191H204ZM207 190L210 191L211 193L209 194V192H208ZM211 190H213V191H211ZM2 191H1L2 194L0 193V203H4L5 201H2V199H7L6 197H8V196H6L7 194H5L6 191H5V192H2ZM32 191H33V190H32ZM128 191H129V192H128ZM197 191H198V192H197ZM203 191H204V192H203ZM227 191H228V192H227ZM190 192H191V193H190ZM216 192H218V193H216ZM3 193H4V194H3ZM10 193H11V192H10ZM123 193H125V194L122 195ZM129 193H130V194H129ZM131 193H132V194H131ZM147 193H148V192H147ZM195 193H197V194H195ZM199 193H200V197H197V196L199 195ZM219 193H220V194H219ZM221 193L223 194V195H222L223 197L221 196ZM255 193H256V194H255ZM117 194H118V195H117ZM127 194L129 195V198H128V195H127ZM208 194H209L210 196H208ZM218 194H219L220 196H218ZM224 194H225V196H224ZM4 195H5V197H4ZM125 195H126V197H125ZM181 195L183 196V199H182V196H181ZM184 195H185V196H184ZM186 195H187V196H186ZM192 195H193V196H192ZM196 195H197V196H196ZM201 195H202V196H201ZM205 195H207L208 198L210 197V198H209L210 200H211V199H213V200H212V201H210V200L208 201V200H207V202H206V200H204V199H205L207 196H205ZM120 196H121V197H120ZM122 196H124V197L126 198V202H124V203H123V201L125 200V198L122 197ZM169 196H170V195H169ZM172 196H174V195L172 194ZM191 196H192V198H191ZM195 196H196V197H195ZM203 196H204V197H203ZM211 196H212V198H211ZM257 196H256V197H257ZM174 197H175V196H174ZM177 197H180V198L177 199ZM193 197H194L195 199H194ZM202 197H203V198H202ZM215 197H216V199H215ZM219 197H220V198H219ZM226 197L229 198V199H225ZM250 197H251V200L253 199V200H252V201H253L252 203L250 202ZM118 198H119V199H118ZM123 198H124V199H123ZM130 198H131V200L137 202V203H136L137 205H133L132 203L135 204V202H132V201L130 200ZM187 198H188V200H186ZM190 198H191V199H190ZM196 198L200 199L201 202L199 203L200 200H198V199H196ZM217 198H219V199H217ZM117 199H118V200H117ZM122 199H123V200H122ZM128 199H129V200H128ZM165 199H166V200H165ZM175 199H176L177 202L174 201ZM180 199L183 200V201H181ZM184 199L186 200V202L184 201ZM206 199H207V198H206ZM224 199H225V200H224ZM248 199H249L248 203L250 202V205H251V206H252V204H253V207H258L259 204H261V205L259 206V208L256 209V210H258L260 213H257L258 211H257V212H254V213H256V215H253V216H252V214H253L252 211H253L255 208L252 209V207H250V205H249V207H247V206H245V205H241V204H243L242 202H244V204H246ZM119 200H120V201H119ZM121 200H122V201H121ZM167 200H169L170 203H169ZM170 200H171V201H170ZM178 200L180 201L179 204H178ZM150 201H151V200H150ZM165 201H167V202H165ZM172 201H173V202H172ZM214 201H216V202H214ZM227 201H228V202H227ZM127 202H129V204H128ZM131 202H132V203H131ZM171 202H172L173 204H172ZM181 202H182V203H181ZM184 202H185V203H184ZM122 203H123V204H122ZM130 203H131V205H130ZM162 203H163V205H161ZM175 203H176L178 206H179V205H180V206L177 208V205L175 206ZM183 203H184V204H183ZM193 203H195V205H194ZM201 203H202V205H201ZM203 203H204V204H203ZM205 203H207L206 205H208V207L205 205ZM209 203H210V204H209ZM120 204H121V205H120ZM125 204H127V206H124ZM169 204H170V205H169ZM171 204H172L173 206H172ZM181 204H182V206H181ZM191 204L193 205V207H192ZM215 204H216V205H215ZM257 204H258V205H257ZM129 205H130V207H128ZM141 205H142V206H141ZM151 205H152V208H153L154 205H153V204H151ZM186 205H187V206H186ZM203 205H204V206H203ZM210 205H212V206H210ZM213 205H214V206H213ZM240 205L243 206V207H239ZM246 205H247V204H246ZM256 205H257V206H256ZM58 206H59V205H58ZM131 206H132V207H131ZM133 206H134V207L136 206V207H135L136 209H135ZM146 206H147V205H146ZM159 206H161V207H159ZM162 206H163V207H162ZM170 206H171V208H170ZM200 206H201V207H200ZM202 206H203V207H202ZM219 206H220V207H219ZM223 206H224V207H223ZM228 206H229V208H227ZM1 207H2V206H1ZM124 207H126L127 209H126V208L124 209ZM188 207H189V208H188ZM190 207H192V208H190ZM195 207H196V208H195ZM199 207H200V208H199ZM212 207H213V210H212ZM214 207H215V208H214ZM230 207H231V208H230ZM238 207H239V209H238ZM244 207H245V208H244ZM4 208H5V207L1 208V210H2L3 212L1 211L0 213H4V215H6V216L9 215L10 212H9L8 214H7V213L5 214V212H6L7 210H3ZM128 208H129V209H128ZM133 208H134V209H133ZM157 208H158V210H157ZM160 208H161V209H160ZM162 208H163V209H162ZM169 208H170V209H169ZM172 208H174V210H173ZM180 208H181V209H180ZM183 208H184V210H183ZM193 208H194V209H193ZM206 208H207V209H206ZM210 208H211V209H210ZM217 208H218V209H217ZM220 208H221V209H220ZM225 208H226V209H225ZM250 208H251L252 210H250ZM5 209H6V208H5ZM123 209L125 210V212L128 211L129 213H125V214H124V213H123V212H124ZM131 209H132V212H134L133 214H131V213H132V212H131ZM153 209H154V208H153ZM159 209H160V211H162L163 213H162V212H159ZM164 209H165V211H164ZM168 209H169V210H168ZM188 209H189V212H188ZM191 209H192V211H191ZM198 209H199V210H198ZM222 209H223V211H222ZM224 209H225L226 211H225ZM228 209H229V211H227ZM230 209H231V211H230ZM243 209H244V211L246 212V213H243L244 217H243L242 213H239V212H243ZM247 209H248V211L250 210V211L248 212V214L251 212L250 215L247 214ZM126 210H127V211H126ZM133 210H134V211H133ZM139 210H140V209H138V211H139ZM172 210H173V211H172ZM175 210H176V211H175ZM185 210H186L187 212H186ZM203 210H204V211H203ZM208 210H209V211H208ZM218 210H219V211H218ZM239 210H241V211H239ZM256 210H254V211H256ZM168 211H169V213H170L171 215H173V216H171V215L168 213ZM179 211L182 212V213H180ZM190 211H191V212H190ZM194 211H195L196 213H195ZM198 211H199V212H198ZM202 211H203L204 213H203ZM205 211H206V213H205ZM214 211H215V212H214ZM7 212H8V211H7ZM130 212H131V213H130ZM220 212H221V213H220ZM222 212H223V213L227 212V213H225V215H224ZM230 212H231V213H230ZM122 213H123V214H122ZM142 213H141V214H142ZM160 213H162V214H160ZM164 213H165L166 215H165ZM167 213H168V214H167ZM177 213H178V214H177ZM186 213H187V214H186ZM200 213H202V215H201ZM212 213L214 214L215 217L213 216ZM229 213H230V214H229ZM35 214H37L36 216L39 217V218L36 217V218H38V219L40 220V221H39V224L41 225L42 221H43V223H44V225L42 224V226H41L40 228H44L46 221L49 220V219L52 217V216L50 217L49 215H48V216H49L50 218H49L48 216H41V219H42V217L44 218V219H42V221H41L40 216L38 215V213H35ZM35 214L32 216L33 218H34ZM105 214H106V213H105ZM105 214H104V213L102 214V215H104L103 217H102V216H101V217L99 216V217H100L99 219H100V221L102 222V224L99 223V222H97L98 224H97V223H96V224H97L98 226H99V224H100V226H103V224H106V222H107V223H108V222H110V223H116V219H117V217H116L113 213H109V214H110V215H109L108 212H107L108 215L106 214L108 217H110L109 220H111V218L114 216L116 219L114 218L115 220H113V218H112L113 221H109V220L107 219L108 217H107ZM112 214H113V215H112ZM136 214H137V215H136ZM145 214H144V215H145ZM151 214H152V215H151ZM155 214H156V215H155ZM182 214H184L185 216H182ZM190 214H191V215L194 214V215L191 216ZM204 214H207V217L204 216ZM215 214H216V215H215ZM227 214H228V216H226ZM262 214H263V215H262ZM2 215H3V214H2ZM111 215H112V217H111ZM130 215L132 216V217H131V220H130ZM153 215H154L155 218L153 217ZM160 215H161L162 217H163L164 215H165V216L162 218V217H160ZM169 215H170V216H169ZM177 215H180V217L177 216ZM199 215H201V216H199ZM210 215H212V216H210ZM222 215H224V216H222ZM0 216H1V215H0ZM28 216H29V215H28ZM28 216H25V217H28ZM136 216H137V217H136ZM138 216H139V217H138ZM150 216H151V217H150ZM176 216H177V218H175ZM188 216H190V217H188ZM196 216H197V217H196ZM220 216H221V217H220ZM254 216H257V217H254ZM4 217H5V216H4ZM4 217H3V218H4ZM29 217L31 218V216H29ZM29 217H28V219H30ZM47 217H48V218H47ZM104 217H106L107 221H105L106 219H105ZM133 217L136 218V219L134 220ZM144 217H146V216H144ZM156 217H157V218H156ZM158 217L162 218L163 220H162V219H159ZM166 217H167L168 219H165ZM173 217H174V218H173ZM181 217H182L183 219H182ZM186 217H187V218H186ZM219 217H220V219H219ZM222 217H223V218H222ZM234 217H236V218H234ZM253 217H254V218H253ZM19 218H20V217H19ZM21 218H23V217H21ZM21 218H20V219H16V221L14 220V222H15L16 224H17V223H21V224H22V223H25V222L27 221V220H26L27 218H25V221H24V222L22 221ZM33 218H32V219H33ZM101 218H102V219H101ZM103 218H104V219H103ZM137 218H138V219H137ZM189 218H193V221H192V219H190V221H189ZM211 218H212V219H211ZM255 218H256V219H255ZM23 219H24V218H23ZM32 219H30V220H32ZM99 219H98V221H99ZM153 219H154V220H153ZM156 219L159 221V223H157L158 221H157ZM172 219H173V220H172ZM187 219H188V220H187ZM197 219H198V220H197ZM199 219H200V220H199ZM217 219H218V220H217ZM2 220H3V222H4L3 224H6V225H7V224H10V223L12 222V220H11V222L7 223L5 219L0 218V223H2V222H1ZM18 220H19V221H18ZM20 220H21V222H20ZM34 220H35V222H34V226L31 225V228H30V224H32L31 222H32L33 220L28 222V223H30L29 225H27V226H29V227H27V226L25 227V226L22 225L24 231H23L22 229H20L21 227H19V229H20L19 231H20V232L23 231V233H24V232L26 231L25 233L27 234V235H25V233L23 234V233L21 232L20 235L25 236V237L28 236V234H30L29 230L32 229V228L34 227V229L32 230L31 233H32L33 235L36 234V236H40V233H42V229H39V227H38V226H39V225H38V222L36 223L37 220H36L35 218H34ZM45 220H46V221H45ZM102 220H103V221H102ZM132 220H133V221H132ZM138 220H139V221H138ZM175 220H176L177 222H176ZM178 220H179V221H178ZM184 220H185V221H184ZM186 220H187V222H186ZM209 220H210V221H209ZM216 220H217V221H216ZM44 221H45V222H44ZM114 221H115V222H114ZM131 221H132V222H131ZM195 221H197V222L195 223ZM207 221H208V222H207ZM215 221H216V222H215ZM5 222H6V223H5ZM40 222H41V223H40ZM62 222H64V221H62ZM62 222H61V223H62ZM103 222H104V223H103ZM119 222H118V223H119ZM134 222H136L137 224L134 223ZM138 222H140V223H138ZM178 222L181 223V224H179ZM188 222L190 223V226L188 225V224H189ZM191 222H192V223H191ZM61 223H60V225H59V224H58V225H59L60 228H63L65 222L62 223L63 225H62ZM110 223H108V225H106V226L104 225V226H103V229H102V227H101V229H100V226H99L98 229H100V232L103 230V233L108 234V231H105L104 228H107L106 230H110V229H114V228H115L113 231H114V233H116L117 230H118V232H119V230L123 228V226H121V224H118V223H117V225H119V227H120V226L122 227V228H121V227L118 228L117 225H115V226H117V227H114V226H113L114 224L111 225ZM148 223H149V224H148ZM152 223H153L154 225H153ZM156 223H157L158 225H156ZM160 223H161V224H160ZM167 223H168V224H167ZM204 223L206 224L205 226L203 225ZM208 223H209V224H208ZM11 224H12V223H11ZM26 224H27V222H26L24 225H26ZM131 224H134L135 229H136L137 231L139 230V231H138L139 233H138L134 228H132L133 225H131ZM135 224H136V225H135ZM144 224H143V225H144ZM151 224H152V226H150ZM159 224H160V225H159ZM192 224H193V225H192ZM36 225H38V226H36ZM109 225H111V228H109ZM138 225H139V226H138ZM186 225H187L190 229H189L188 227H184V226H186ZM201 225H203V226H201ZM217 225H218V226H217ZM1 226H2V224H1ZM14 226H15V224H14ZM18 226H21V225H18ZM61 226H62V227H61ZM107 226H108V227H107ZM134 226H133V227H134ZM136 226H137V227H136ZM159 226H160V227H159ZM164 226H165V227L168 226V227L170 228V230H169L168 227H167V228H164ZM192 226H193V227H192ZM212 226L214 227V229H213ZM219 226H220V227H219ZM113 227H114V228H113ZM138 227H139L140 229H139ZM157 227H158V228H157ZM172 227H173V229H172ZM182 227H183V228H182ZM217 227H218V228H217ZM26 228L28 229V232H27V230H25ZM56 228H57V227H56ZM152 228H153V230H152ZM156 228H157V229H156ZM159 228H160V229L163 228V230L161 229V230H162V231H161L162 233L160 232V229H159ZM178 228H179V229H178ZM208 228H209V229H208ZM210 228H211V229H210ZM215 228H216V229H215ZM223 228H224V229H223ZM0 229L2 230L3 227H0ZM132 229H133V230H132ZM164 229H165V230H164ZM180 229H181V230H180ZM187 229H189V232H187ZM191 229H192V230H191ZM194 229H195V230H194ZM1 230H0V233H1ZM35 230H37V231H35ZM38 230H41V231L38 232ZM131 230H132L133 232H132ZM134 230H135V232H134ZM173 230H174V231H173ZM179 230H180V231H179ZM206 230H208V231H206ZM221 230H222V231H221ZM19 231H18V232H19ZM34 231H35V232H34ZM115 231H116V232H115ZM142 231H143V233H142ZM150 231H151V232H150ZM157 231H158V233H156ZM163 231H166V232H163ZM168 231H169V232H168ZM171 231H173V232H176V231H177V232H176L177 235H176V234H173V232H171ZM182 231H183V232H186V233H182ZM190 231H192L193 235H192V233H191ZM203 231H204V232H203ZM20 232H19V233H20ZM33 232H34V233H33ZM136 232H137V235H139V236L136 235ZM170 232H171V233H170ZM180 232H181L182 234H181ZM212 232H213V233H212ZM246 232H247V234H248V233L250 234L248 237H247ZM37 233H38V234H37ZM103 233H102V232L99 233V234H101L100 237H103V236H104V235H102ZM133 233H134L135 235H133ZM144 233H145V234H144ZM155 233H156L157 235H156ZM159 233H160V234H159ZM187 233H188V234H187ZM189 233L191 234V237H190V234H189ZM140 234H141V235H140ZM146 234H148L149 237H148V236H145ZM172 234H173V236H171ZM253 234H254V233H253ZM131 235L133 236V239H134V240H137V243H136V241H134L133 239H131V240H133V241L130 240V238H132ZM143 235H144L146 238H145ZM150 235H151V236H150ZM158 235H159L160 237H164V238L162 239V238H160V237H157ZM163 235H164V236H163ZM167 235H168V236H167ZM178 235L181 237V239H180V237H179ZM187 235H188L189 237H188ZM201 235H202V236H201ZM204 235H205V236H204ZM134 236H136V237L134 238ZM142 236H143L144 239L142 238ZM166 236H167V238H165ZM169 236H171L173 240H172ZM174 236H175V237H174ZM176 236H177V237H176ZM185 236H186L187 238H186ZM0 237L3 238L2 236H0ZM84 237H85V236H84ZM100 237L97 235V238H98V239H102V238H100ZM137 237H138V239H136ZM147 237H148V238H147ZM152 237H153V238H152ZM155 237H156V238H155ZM178 237H179V238H178ZM197 237H198V238H197ZM254 237H256V236H254ZM254 237H253V238H254ZM141 238H142V239H141ZM150 238H152V240H151ZM168 238H169V239H168ZM174 238H178L177 240L180 239L178 242H180V241H181V242H180V243H177V240H176V239H175V242H174ZM184 238H185V239H184ZM196 238H197V239H196ZM199 238H200L201 241H202V242H201L202 245H201V243H200ZM204 238H205L206 240H205ZM208 238H209V239L211 238V239L209 240ZM241 238H242V239H241ZM253 238H252V239H253ZM262 238H263V236H262ZM86 239H87V237L84 238V241H83V242H84L85 246L83 247V250H84V251H82L83 254H85V255H86V253H84V252H86V249H87L86 247H88L87 244H86V241H85ZM140 239H141V240H140ZM145 239H146V240H145ZM149 239H150L151 241H150ZM153 239H154V240H153ZM158 239H159V240H158ZM186 239H187V240H186ZM195 239H196V241H195ZM259 239H261V238L259 237ZM139 240H140L141 242H139ZM155 240H157V241L154 242V244H153V241H155ZM162 240H163L164 242H163ZM169 240H171V241H169ZM193 240H194V243H195V244H196V243L199 244L198 247H197V246L194 247L195 244L193 243ZM203 240H204V241H203ZM239 240H241V241H239ZM242 240H243V241H242ZM248 240H249V239H248ZM2 241H3V240H2ZM143 241H144V243H143ZM165 241H166V242H165ZM167 241H168V243H167ZM198 241H199V242H198ZM205 241H206V242H205ZM207 241H208V244H207ZM210 241H211V242H210ZM237 241H238V242H237ZM251 241H252V240L250 239L249 241H247L248 243L246 242V243L248 244V247H249L248 249H250V250L256 248V247L254 248V246H253L252 248L250 247V246H252L251 244H249V243H251ZM0 242H1V240H0ZM133 242H135L136 245L139 244V245H138V248H137L136 246H133V245L135 244V243H133ZM150 242H151V243H150ZM158 242H159V245L161 244L162 246H161V245L159 246V245H158ZM162 242H163V244H162ZM169 242H172L173 244H172V243H169ZM239 242H240V243H239ZM255 242H256V241L254 240V245H255ZM259 242H261V241L259 240ZM155 243H156L157 245H156ZM164 243H165V244H164ZM175 243H177V244H175ZM188 243L190 244L189 246H188ZM192 243H193L194 245H193ZM203 243H204V244H203ZM235 243L242 244V245H244L246 248L244 249V246H242V248H240L241 246H239V244H235ZM0 244H1V243H0ZM142 244H143V245H142ZM151 244H152V245H151ZM186 244H187V245H186ZM205 244H206L207 246H205ZM227 244H229L230 246H229V245L227 246ZM234 245H235V246H234ZM236 245H237V246H236ZM249 245H250V246H249ZM132 246H133V248H132ZM156 246H158L159 249H158ZM163 246H164V247H163ZM184 246H185V247H188V248H185V249H186V250H185L184 248H182V247H184ZM192 246H193V247H192ZM226 246H227V247H226ZM232 246H233V247H232ZM134 247H135V248H134ZM155 247H156L158 250H157V249H156L155 251L152 250V249H155ZM172 247H174V248H172ZM236 247H237V248H236ZM84 248H85V249H84ZM114 248H115L116 250H115ZM199 248H200V250H199ZM21 249H22V248H21ZM21 249H18V250H19V251H18L19 253H16V252H15V253H16V254H20V255L23 254L24 256L27 255V258H29L31 261L33 260V261H32L33 264H40L39 262L37 263V262L34 261V260H37V259H38L37 261L40 260L39 257H40L41 254H38V252L40 253L41 250H43L42 248H39V250L36 249V250H38L37 255H36V253H35L36 250H35V251H34V250L32 251V250H30V249L27 250V252H28V254H29L30 256L26 253V250H24L25 252L21 251V253H20V250H21ZM40 249H41V250H40ZM133 249H136L137 251H136V250H133ZM169 249H170L171 251H169ZM179 249L181 250L182 254H183L184 252H185V253H184L183 255L180 254L181 252H180ZM183 249H184V250H183ZM112 250H113V251H112ZM114 250H115V251H114ZM182 250H183V251H182ZM193 250L196 251V252L198 251V252H197V253H196V252H195V253H192V252H194ZM88 251H89V249L87 250V252H88ZM100 251H101V250H100ZM138 251H139V252H138ZM144 251H145V252H144ZM152 251H153V252H152ZM190 251H192V252H190ZM254 251H255V250H254ZM30 252H31V254H30ZM32 252H33V253H32ZM42 252H43V251H42ZM45 252H46V251H45ZM114 252H115V253H114ZM125 252H126L127 255H125ZM133 252H134V253H133ZM137 252H138V254H136ZM142 252H143V254H142ZM176 252H177V253L179 252V253L177 254ZM0 253H2V255H4V256L6 255V257H7L8 254H9V252H5V253H4V252H0ZM3 253H4V254H3ZM6 253H8V254H6ZM11 253H12V252H10V254H11ZM25 253H26V254H25ZM46 253H47V252H46ZM46 253H45V254H46ZM117 253H118V254H117ZM128 253H129V254H128ZM132 253H133V255H131ZM139 253H140V254H139ZM144 253H145V254H144ZM173 253H174V254H173ZM198 253H199V254H198ZM234 253H236V254H234ZM249 253H250V259H249L250 262L248 261V263H250V264H259V263H261V264H262V262H264V261H262V260H264L263 258L260 259L261 257H264V254H263V256H262V255H261V256H256L257 254H255V253H258V255H260V254H262L261 252H260V254H259V251H258V252L256 251V252L254 253V255H253V251L251 250V251H249ZM263 253H264V250H263ZM10 254H9V256H10ZM12 254H13V256H10V258H11V257H12V258L15 257V259L18 260V259L16 258L17 255L15 256L14 252H13ZM47 254H48V253H47ZM47 254H46V256H47ZM121 254H122V255L124 254L125 257H124V255L121 256ZM191 254H192V255H191ZM197 254H198V255H197ZM2 255H1V257H4V256H2ZM23 255L20 256V260H21V259H22V260L25 259ZM34 255H36L38 258H36V256H34ZM42 255H43V253H42ZM129 255H131V257H132L133 259H134V258H139V259H141V260H136V262H137V263H136L135 260H131V259H130L131 257H130V258L127 257V256H129ZM136 255H137V257H135ZM169 255H170V256H169ZM176 255H178V256H176ZM181 255H182V256H181ZM252 255H253L254 257H253ZM9 256H8V258H9ZM32 256L35 257L36 259H31V258H33ZM46 256H45V257H46ZM107 256H108V258L111 257L112 259H109V260H108ZM166 256L168 257L169 260L166 258ZM172 256H173V257H172ZM180 256H181V257H180ZM188 256H190L189 259H187ZM255 256H256V257H255ZM22 257H23V258H22ZM45 257H44V259H45ZM47 257H49V256H47ZM47 257H46V258H47ZM123 257H124V258H123ZM140 257H141V258H140ZM142 257H143V260H142ZM147 257H148V258H147ZM150 257H152V258L149 260ZM170 257H172L174 261L171 260L172 258L170 259ZM174 257H175V258L178 257V258H177L178 260H177V259H174ZM179 257L181 258V260H182L183 262L180 260ZM182 257H183L184 260L182 259ZM257 257L259 258L258 261L260 260L261 262H259V263L257 262V259H256ZM8 258H7V259H8ZM12 258H11V259H12ZM18 258H19V257H18ZM41 258H42V257H41ZM85 258H86V257H85ZM85 258H84V259H85ZM114 258H115V259H114ZM153 258H154V259H153ZM7 259H6V262H5V263H7L8 260H10V259H8V260H7ZM117 259H118L119 261H117ZM253 259H254V260H253ZM0 260H1L0 262L3 264L4 262H2V260L4 261V259L1 258ZM12 260H13V259H12ZM12 260H10V261L12 262ZM16 260H15V262H16ZM20 260H19V261H20ZM114 260H115V262H113ZM170 260H171V261H170ZM185 260H186V261H185ZM224 260H225V261H224ZM226 260H227V261H226ZM235 260H236V261H235ZM10 261H9V262H10ZM25 261H26V262H25ZM31 261H28V263L32 264ZM44 261H46V260H43V259H42V261H40V262H41L42 264H44V263H45ZM104 261H105V260H104ZM104 261H103L101 264H106V261H105V262H104ZM126 261H128V262H126ZM133 261H134V263H133ZM221 261H222V262H221ZM232 261H233V262H232ZM242 261H243V263H242ZM255 261H256L257 263H256ZM21 262H22V261H21ZM34 262H35V263H34ZM43 262H44V263H43ZM143 262H144V263H143ZM162 262H164V263H162ZM228 262H229V263H228ZM240 262H241V263H240ZM5 263H4V264H5ZM23 263H27V260H26V259L23 260V262H22L21 264H23ZM85 263H86L85 261L82 262V264H85ZM16 264H20V263L17 262Z\"/></svg>","mask_w":264,"mask_h":264}]
</instances>
